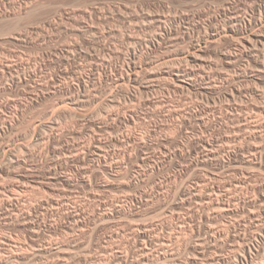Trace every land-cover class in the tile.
Masks as SVG:
<instances>
[{"label": "rangeland", "instance_id": "obj_1", "mask_svg": "<svg viewBox=\"0 0 264 264\" xmlns=\"http://www.w3.org/2000/svg\"><path fill=\"white\" fill-rule=\"evenodd\" d=\"M26 1V2H25ZM190 1V2H189ZM212 1V2H211ZM232 2L231 3V5H229L230 3H228L227 4V2ZM259 1V2H258ZM31 2V3H30ZM34 2V3H33ZM192 2H194V3H192ZM220 2V3H219ZM225 2V3H224ZM236 2L237 3H239V4H236ZM243 2V3H242ZM245 2V3H244ZM255 2L257 3V4H259V5H262L263 4V2H264V0L262 1V0H0V16L2 15V17L4 18L3 20V22H1L0 21V106L2 105V104H4V103H10L11 105H14L15 103H18V101H19V103H23V105H25V106H28V109H29V112H28V110H27V115H25L26 117L24 118V122H23V120L21 121V126H18V129L16 130V132H17V134H20V135H23V137H24V135H27V137H22V136H20L19 135V138H17V136H16V132H14L15 134H12V133H7V137H5L4 138V142L2 141V147L3 146H5V151L7 152V158L9 157V159H12V157H23V159H25L26 160V158H28V155H26V154H28V150H27V152H26V149H24V147L22 148V150L20 149L21 148V145L23 146V144H21V143H23L24 142V144H28V142H31L33 139L31 138L32 137V134H29V129H30V127H32L31 125H33V126H37V125H39V124H41V123H48V125H49V128L46 130V132H44V130H42V131H40L39 133H40V135H42V137H48L47 136V134L49 135V134H55V135H57V137H60V139H61V141H60V143H58L57 144V142H48V140H45V142H43V143H41L40 145H34L35 147H33V146H31L30 147V149L31 150H29L30 152H34L35 154H39L38 156H39V158H38V162H37V164L35 165V167H38V168H36L37 170H39V172L42 174H40L38 171H36V175L38 176V174H40L41 176V178H40V181L42 182V180H43V183L45 184H34V185H32V186H34L35 188L38 186V188L39 187H41V186H43V187H41V188H37V189H35L34 187H31V186H29V189H28V191L25 193V197H27V198H25L23 195V199H24V201H26V207H22V208H24L25 210H27L28 208H29V206H32L33 204H35V205H33V206H36V205H38V204H40V203H42L43 202V200H47V199H49L50 197H51V193L50 192H48V190L49 191H51V189L52 190H55L56 192H59V190L60 191H66V189L64 188V186L62 185V184H59V183H57V182H49L48 180V182L45 180L46 178L48 179V177L47 176H43L44 174H46L45 172H47L48 170H50L51 168L53 169V168H55V167H58V166H56V163H57V165L59 164V165H61L62 164V166H63V169L65 168V172H67V174H69V176L70 177H74V178H77L78 177V175H81V174H83L84 175V172L86 171L87 173H85V175H86V177L89 175V177H91V178H88L87 177V179H89V180H91V183L93 184V185H89V186H84V185H80V186H82V188L81 187H79V186H76V187H78L76 190H72V191H66L67 193H68V196L65 198L66 200H70V205L72 206L73 204L72 203H77V204H82V203H85V204H88L89 205V209H88V214H90V215H88L89 217L91 216V214H93L92 212L94 211V209H97V210H99V211H101L102 212V210L103 211H105V212H107V213H109L110 215H112V216H110L109 218H107V219H97V221L95 220V222H97V223H95L94 221L93 222H89L87 219L89 218V217H85V218H87V219H83V222L85 221V224L82 226V227H77L74 223L75 222H70L69 220H64V219H62V220H59V219H55V218H51V219H48L47 220V223L43 226V231H44V234H46L45 235V237L43 238V242H41V244H54V243H56V242H61V241H66V242H70V254H67V253H69V252H67L66 253V255H64L65 257H60L59 258V256L57 257L56 256V254H53V255H51V253H46V252H39L38 250H37V248H34L33 249V247L29 244V239H28V235H27V233H25L21 228H16V226L15 225H12V224H8V225H4V228L3 227H0V234L2 235L3 233H6V234H8L9 236H12L13 238H14V240L17 242V243H19V244H21L22 246H23V244H25L26 242L28 243V245H30V246H28L27 245V243L23 246V248H24V251H22V248H21V252H20V250L17 252L18 254H21V253H23V255H25V254H27L26 256H27V258L28 259H26V260H23V261H21L20 263L18 262V264H25L26 262V264H29V263H31L32 264V262H33V264H46V262H47V264H50V263H53V264H104V263H108L109 261H113V259H114V257L115 256H113L114 254L115 255H118V254H122V255H124V257L126 258L125 260H127L128 261V263H130V262H132V261H134V259H135V261H142V259H143V257L142 256H144V254L145 253H152L153 254V256H150V254H148L151 258V260H149V262H148V264H158V262H160L159 264H165V260L164 259H162L161 258V253L162 252H164L163 251V248H164V246H163V248L160 246V243L162 242V241H164V240H166V238L169 240V238L168 237H170V240L172 241V240H174L175 239V241H176V243H175V241L173 242L172 241V243H174V248H176V246H175V244H178L177 242H178V240H176V238L177 239H179L178 238V233H180V231H181V229L180 228H178L177 226H180V222H178V218L180 219V217H189V216H191L192 215V211L191 210H193V209H190L189 207V205L188 206H185V208L184 207H182V205L181 204H183L184 203V199H186L187 197H182L181 198V196L179 195V191H178V189H181L180 187H182L184 184H185V188L187 187H189V189H191L192 191H194L195 189H198V190H205V188L202 186V188L197 184V182L198 183H200V185H203L202 184V179L204 178H206V180L208 181V182H210V183H213V182H211V181H209L210 179L211 180H213L214 181V183L215 184H220L219 186H224V184H225V182H222L223 180H225V179H229V172H228V169H226L227 167L226 166H222V165H216V162L215 161H212V162H197L199 159V156L197 157V149H195L196 148V142H197V137H202V135H206V137L208 136H210L211 134H212V136H210V137H213V136H215L216 138L218 137H220L219 139L221 140V138L224 136V137H232V136H236L237 134L238 135H240L241 134V136H243L244 134H246L245 132H242L241 133V131H239V126L237 127V125H240L238 122H236L235 120H232V119H230V120H227V119H225V115H229V117L231 118V116H232V118H233V116L234 117H238L239 115H241V113L243 114V115H246V114H244V112L245 113H247V112H250V113H248L247 114V116L249 117V116H252V118L251 119H253L254 120V122L259 118L260 120L259 121H261V119H263L264 120V118H260L259 116L260 115H262L261 113H259L258 111L256 112V109L254 110V106L255 105H263V108H262V106H259L261 109H264V98L263 99H255L254 98V96L252 95V96H250V94H252V93H250L249 95H248V100H247V98L246 99H244L242 102H244V103H246V104H248V105H244L243 103H240V101L238 100V103H234V102H232V104H234V106L236 107V108H238L239 109V107H242L243 108V111L242 112H237V110H235L236 112H234V111H230V114H229V112H228V109H227V106H226V108L225 109H223V107L226 105V103H228V101H226L227 100V98H228V94L230 93V92H228V93H225L224 91V94H222L221 96H220V98L219 97H217V98H212L213 96L212 95H210V94H208L209 96H206L205 94H203L202 96L200 95V96H196L195 94H193V93H191V92H185V94H184V92H178V91H176L175 90V92L171 89V88H169V86L167 87V83L165 82V83H163L164 82V80H160V78L158 77V76H156V75H159V71L158 70H160L159 68H161L162 70L161 71H163V70H166L165 68L167 67L166 65H165V63L166 62H168V63H170V62H177V63H175V64H177V65H179L180 63L182 64V65H185V63L184 62H182V61H179L180 59H175V58H181L182 56H185V54H186V52L189 50V43H190V41H189V39L187 38V36H185V38H184V40L182 39V35L185 33V31L186 32H188V31H191V30H189V29H191L190 27H188L187 28V24H186V22H188V21H190L188 18L190 17V19L191 20H195V24H197L198 23V26H202L203 24V26H202V28L201 27H199L200 29H199V31L201 30V32H204L205 34H203L202 35V33L201 32H199V33H197L196 32V36H197V38L199 37V38H204V40L202 39L201 41H204L205 42V40H208L209 41V43H208V45L207 46H209V45H211L212 47V49L209 51V49L207 50V52H209V53H212L211 55L209 54V53H207L206 52V54H203L204 56H207L206 58H205V61L204 62H206V64H208V65H210V63H211V65L209 66V67H206L205 69L206 70H208V71H210V72H208V71H206L204 68H201V67H197L196 68V70L197 69H204L206 72V74H208V75H210L211 76V74H213V75H215L216 73V75H218V77H220L221 79H222V77H223V79H222V81L224 82L225 81V78H226V81L224 82V85H223V82L221 83L220 82V80L218 79V77H216V76H214L213 77V75H212V77H211V81L209 80V81H206V84H209L210 82L211 83H216L217 82V80L220 82H218V83H216V85L218 84V86L219 87H225L226 85H228L229 84V82H232L233 81V79H231V78H233L232 76H234V72H229L228 70V67L226 68V67H224L225 66V64H224V62H222V60L220 59V57L219 58H217L216 56H218V53H225V52H223L225 49L227 50H225L226 52H228V51H233L234 49V51L233 52H235V53H237V54H239L240 53V51H239V49H240V47H237V45H238V41L236 40V37H235V39H232L231 37V39L228 37V39H227V37L225 38V36H215V30L217 29V28H223V26L225 27V24L222 26V24L225 22L224 21V15H223V9H221V8H223V6L225 7L224 8V10L225 9H232L233 7H234V10L236 11L237 9H238V12H239V9H240V12H243V11H245V12H243V13H240V15L242 14V16H245V18L247 17V16H249V18L248 19H250L251 18V16L249 15V14H252V12H251V7L253 6L252 4H254L255 5ZM22 5H21V4ZM32 3H33V5H32ZM36 3V4H35ZM42 3V4H41ZM211 3V5H209ZM137 4V5H136ZM29 6L28 8H27V6ZM37 5V6H36ZM127 5V6H126ZM133 5H135V6H133ZM213 5V6H212ZM228 6L227 8H226V6ZM251 5V6H250ZM21 6V7H20ZM24 6V7H23ZM33 6V7H32ZM140 6V7H139ZM165 6V7H164ZM32 7V8H31ZM35 7V8H34ZM134 7V8H133ZM212 7V8H211ZM247 7H249L248 8V13L246 12L247 11ZM130 8H132V11H131V9ZM208 8H210V9H208ZM216 8V9H215ZM237 8V9H236ZM246 8V10H243V9H245ZM24 9H28L29 10V12H28V14H23V19H16V18H14L15 17V15L14 14H18L21 10H24ZM32 9H33V11H32ZM37 9V10H36ZM138 10V11H136V10ZM152 11H151V10ZM196 9V10H195ZM206 9V10H205ZM212 9V10H211ZM242 9V10H241ZM26 10H24L23 12H26ZM122 10V12H119V11H121ZM142 10H143V14H142ZM193 10V11H192ZM204 10V11H203ZM35 11V12H34ZM37 11V12H36ZM84 11V12H83ZM91 11H92V13H91ZM126 11V12H125ZM141 11V12H140ZM157 11V12H156ZM186 11V12H185ZM187 11H189L188 13H187ZM191 11V12H190ZM206 11V12H205ZM210 11H212V12H210ZM17 12V13H16ZM88 12V13H87ZM95 12V13H94ZM137 12H139V13H137ZM183 12H184V14H183ZM201 12V13H200ZM216 12V13H215ZM220 12V13H219ZM222 12V13H221ZM250 12V13H249ZM7 13V14H6ZM94 13V14H93ZM132 13V14H131ZM137 13V14H136ZM142 15H141V14ZM149 13V14H148ZM161 13H163L164 14V16H163V14H161ZM180 13V14H179ZM186 13V14H185ZM195 13H198V14H195ZM205 13H206V16H205ZM219 13V14H218ZM246 13H247V15H246ZM11 15V17H10V15ZM127 14H129V15H127ZM139 14V15H138ZM177 14V15H176ZM208 14V15H207ZM220 14H222V15H220ZM6 15H7V18H6ZM13 15V16H12ZM63 15V16H62ZM89 15V16H88ZM123 15V16H122ZM127 15V16H126ZM148 15V16H147ZM155 15V16H154ZM177 17H176V16ZM189 15V16H188ZM194 15V16H193ZM219 15V16H218ZM26 16V17H25ZM31 16V17H30ZM64 16H66V17H64ZM88 16V17H87ZM121 16H122V18H121ZM126 16V17H125ZM149 16H152V17H149ZM172 18H171V17ZM180 16H181V19H180ZM185 16V17H184ZM186 16H188V17H186ZM215 17V16H217V17H215V18H213V17ZM222 16V17H221ZM25 17V18H24ZM30 17V18H29ZM73 17H76V18H73ZM90 17V18H89ZM120 17V18H119ZM129 17V18H128ZM155 17V18H154ZM167 17V18H166ZM193 17V18H192ZM195 17V18H194ZM202 17H203V19H202ZM207 17H209V18H207ZM213 19H212V18ZM220 17V18H219ZM260 17V16H259ZM31 18H32V20H31ZM71 18H73V19H71ZM162 18V19H161ZM163 18H165V19H163ZM175 20H174V19ZM187 18V19H186ZM221 18H223V19H221ZM246 18V19H247ZM8 19H9V21H8ZM13 19H15V20H13ZM51 19H52V21H51ZM56 19V20H55ZM103 19V20H102ZM123 19V20H122ZM131 19V20H130ZM144 19V20H143ZM155 19V20H154ZM159 19H160V21H159ZM166 19H167V21H166ZM176 19H178L177 21H176ZM183 19H185V20H183ZM218 19H219V21H218ZM9 22H7V21ZM27 20V21H26ZM64 20V21H63ZM84 20V21H83ZM105 20V21H104ZM139 20V21H138ZM143 20V21H142ZM161 20H165V22H166V24H167V27L169 28V27H171L170 29L172 30V28H173V30H172V35H171V37L169 38V39H172V37H173V39H172V41H169V39H166L164 42H162L163 43V45H161L162 43L159 41V37H160V34H161V31L159 30V27H157V24H158V26H160L162 23H161ZM174 21V22H172V21ZM180 20V22H178ZM183 20V21H182ZM198 20V21H197ZM205 20V21H204ZM12 21V22H11ZM14 21V22H13ZM54 21V22H53ZM69 21V22H68ZM71 21V22H70ZM83 21V22H82ZM110 21V22H109ZM118 21V22H117ZM126 21V22H125ZM147 21V22H146ZM170 21H171V23H170ZM175 21H176V23H175ZM212 21V22H211ZM213 21H214V25H212L213 24ZM221 21L223 22L222 24H221ZM64 22V23H63ZM66 22H68V23H66ZM75 22V23H74ZM88 22V23H87ZM121 22V23H120ZM128 22V23H127ZM130 22V23H129ZM134 22V23H133ZM138 24H137V23ZM143 22V23H142ZM149 22H151V23H149ZM183 22V23H182ZM197 22V23H196ZM201 22V23H200ZM212 24H211V23ZM220 22V23H219ZM5 23V24H4ZM11 23V24H10ZM17 23V24H16ZM30 23V24H29ZM51 23H53V24H51ZM54 23H55V25H54ZM61 23V24H60ZM125 23V24H124ZM137 25H136V24ZM140 23V24H139ZM142 23V24H141ZM157 23V24H156ZM174 23V24H173ZM178 23L180 24V25H178ZM200 23V24H199ZM203 23V24H202ZM207 23V24H206ZM220 24V26L218 25V24ZM14 24V25H13ZM63 24V25H62ZM65 24V25H64ZM86 24V25H85ZM123 24V25H122ZM130 24L133 26H131V27H129L130 26ZM145 24V25H144ZM152 26H151V25ZM11 25H13V26H11ZM77 25V26H76ZM128 25V26H127ZM143 25V26H142ZM154 25V26H153ZM185 27H184V26ZM215 25H218V26H216L217 28H215ZM5 26V27H4ZM28 26V27H27ZM42 26V27H41ZM44 26H45V28H44ZM55 26V27H54ZM94 26V27H93ZM126 28H125V27ZM135 26V27H134ZM180 26H181V28H183V29H181L180 28ZM208 26V28L207 29H205L206 27ZM4 27V28H3ZM13 29H12V28ZM40 27V28H39ZM48 27V28H47ZM73 27H74V29H73ZM122 27H124V28H122ZM149 27V28H148ZM152 27V28H151ZM155 27V28H154ZM178 27V28H177ZM213 27V29H211ZM34 28H36V29H34ZM44 28V29H43ZM136 28V29H135ZM145 28V29H144ZM154 28V29H153ZM186 28V29H185ZM6 29V30H5ZM88 29V30H87ZM125 29V30H124ZM158 29V30H157ZM211 31H210V30ZM215 29V30H214ZM25 30V31H24ZM30 30V31H29ZM118 30V31H117ZM124 30V31H123ZM132 32H131V31ZM140 30H141V32H140ZM145 30H147V32L145 31ZM175 30H176V34L178 35V36H176V34H175ZM177 30H178V32H177ZM182 30V31H181ZM207 30H209V31H207ZM255 31H259L260 29H259V27L257 28L256 27V29H254ZM38 33H37V32ZM100 31H102V32H100ZM121 33H120V32ZM138 31V32H137ZM144 31V32H143ZM150 31V32H149ZM154 33H157L158 35H156V34H154ZM180 31V32H179ZM15 32H17V33H15ZM26 32V33H25ZM35 32V33H34ZM99 32V33H98ZM135 32V33H134ZM210 32V33H209ZM2 33H5V34H2ZM23 35H22V34ZM93 33V34H92ZM95 33V34H94ZM132 33H133V35H132ZM137 33V34H136ZM149 33H151V34H149ZM215 33V34H214ZM27 34V35H26ZM39 34V35H38ZM46 34V35H45ZM69 34V35H68ZM104 34V35H103ZM128 34V35H127ZM130 34V35H129ZM134 34H135V37H134ZM146 34V35H145ZM148 34H149V37H148ZM174 34V35H173ZM180 34V35H179ZM201 36H200V35ZM206 34L208 35V36H210V37H208V36H206ZM210 34V35H209ZM5 35H6V37H5ZM11 37H10V36ZM136 35H137V37H136ZM151 35H152V37H151ZM212 35V36H211ZM9 36V37H8ZM114 36H115V38H114ZM125 36V37H124ZM131 36V37H130ZM181 37V39H180V37ZM206 36V37H205ZM15 39H14V38ZM119 37V38H118ZM124 37V38H123ZM142 37V38H141ZM148 39H147V38ZM157 37H158V39H157ZM175 37H178V41L176 40V38ZM184 37V36H183ZM17 38V39H16ZM23 38H24V40H23ZM26 38V39H25ZM122 40H121V39ZM127 40H126V39ZM136 38V39H135ZM139 38V39H138ZM207 38V39H206ZM212 38H214V39H219L220 38V42H217L218 41V39L217 40H214V39H212ZM22 39V40H21ZM30 39V40H29ZM129 39V40H128ZM133 39V40H132ZM144 41H143V40ZM151 39V40H150ZM153 39V40H152ZM156 39L159 41H156ZM225 39H226V41H225ZM9 40V41H8ZM33 40V41H32ZM46 40V41H45ZM148 42H147V41ZM211 40V41H210ZM213 40H214V42H215V44H213L212 45V43H214L213 42ZM234 40H236V41H234ZM18 41V42H17ZM126 41H127V43H126ZM133 41V42H132ZM173 41H174V43L176 42L177 44H178V42H179V44L177 45L176 43L175 44H173L172 45V43H173ZM184 41V42H183ZM232 41H234L233 42V44H232ZM7 42V43H6ZM27 42V43H26ZM123 42V43H122ZM138 43L137 45H134V43ZM144 42V43H143ZM160 43V44H158V43ZM182 42V43H181ZM187 42V43H186ZM189 42V43H188ZM217 42V43H216ZM223 44H222V43ZM230 42V43H229ZM122 43V44H121ZM129 43V44H128ZM135 43V44H136ZM140 43H141V45L142 46H140ZM154 43V44H153ZM167 45H166V44ZM181 43V44H180ZM186 43V44H185ZM211 43V44H210ZM235 43V44H234ZM104 44H106L105 46H104ZM126 44V45H125ZM148 45V47H147V45ZM170 46H169V45ZM216 44H218V46H220V47H222L221 49L218 47V46H216V47H213L214 45H216ZM231 44H232V46H231ZM237 44V45H236ZM71 45V46H70ZM139 45V46H138ZM150 45V46H149ZM181 45V47H179ZM187 45H189L188 47H187ZM205 44L203 43V46H204ZM222 45V46H221ZM228 45V46H227ZM108 46V47H107ZM116 46V47H115ZM136 46V47H135ZM160 46V47H159ZM163 48H162V47ZM101 47V48H100ZM103 47V48H102ZM112 47V48H111ZM124 47V49H122ZM126 47H128V49H126ZM131 47V48H130ZM133 47V48H132ZM143 47V48H142ZM184 47V48H183ZM186 47V48H185ZM206 47V46H205ZM224 47H225V49H224ZM236 47V48H235ZM108 48V49H107ZM119 48V49H118ZM141 48V49H140ZM147 48L149 49V50H147ZM160 48V49H159ZM179 48V49H178ZM209 48H210V46H209ZM214 48H215V50H214ZM112 49V50H111ZM122 49V50H121ZM138 49V50H137ZM170 49V50H169ZM177 49V50H176ZM182 49V50H181ZM187 50V51H184V50ZM260 49H261V47H260ZM264 48H262L260 51L262 52V50H263ZM73 50V51H72ZM77 50V51H76ZM114 50L116 51V52H114ZM121 50V51H120ZM146 50V51H145ZM162 50V51H161ZM213 50H214V53H213ZM216 50L218 51V52H216ZM221 50V51H220ZM60 51V52H59ZM78 51H79V53H78ZM100 51V52H99ZM110 51V52H109ZM121 53H120V52ZM144 51V52H143ZM150 53H149V52ZM173 51H175V52H177V53H175L174 52V54L172 53ZM181 51V52H180ZM259 51V49L258 50H254V53H252L253 55H258L259 53H261ZM58 52V53H57ZM64 52V53H63ZM73 52H74V54H73ZM118 52V53H117ZM123 52V53H122ZM125 52H127L126 54H125V56H123L124 55V53ZM129 52V53H128ZM137 53V55H138V57H140L139 59H138V57L136 58H133V54L134 53ZM161 52V53H160ZM165 52V53H164ZM168 52V53H167ZM183 52V53H182ZM215 52L217 53V55L215 54ZM259 52V53H258ZM264 52V51H263ZM60 53V54H59ZM78 53V54H77ZM107 55H106V54ZM114 53V54H113ZM133 53V54H132ZM164 53V54H163ZM180 53V54H179ZM73 54V55H72ZM81 54V55H80ZM110 54V55H109ZM112 54V55H111ZM132 56V59H130V55ZM142 54V55H141ZM184 54V55H183ZM213 54H214V56H213ZM262 54V53H261ZM76 55V56H75ZM94 55V56H93ZM106 56V57H104L105 58V60H107V61H105L104 59H103V56ZM115 55V56H114ZM118 55V56H117ZM128 55V56H127ZM209 55V56H208ZM216 55V56H215ZM255 55V56H256ZM73 56V57H72ZM99 56H101V57H99ZM154 56V57H153ZM212 56V57H211ZM253 56V58H257V59H261L260 61L261 62H264L263 61V59H264V54H262V55H258V56H260V57H258V56ZM263 56V57H262ZM66 57V58H65ZM71 57V58H70ZM126 59H125V58ZM152 59H151V58ZM211 57V58H210ZM70 58V59H69ZM99 58H101V59H99ZM119 58V59H118ZM154 58V59H153ZM172 58V59H171ZM213 58V59H212ZM263 58V59H262ZM67 59V60H66ZM103 59V60H102ZM109 59V60H108ZM111 59V60H110ZM117 59V60H116ZM121 59V60H120ZM136 59V60H135ZM150 59V60H149ZM174 59V60H173ZM210 61H209V60ZM37 60V61H36ZM63 60V61H62ZM129 60V61H128ZM172 60V61H171ZM176 60V61H175ZM212 60V61H211ZM245 60V59H244ZM242 61V63L240 64L241 66H242V69L244 68L245 70H246V68H248L247 70L249 71L250 70V68L252 69V65H251V67L249 66L250 64H248L249 62L252 64L254 61H253V59H251V61L249 60V59H247L246 61ZM61 61V62H60ZM100 61V62H99ZM109 61V62H108ZM112 61V62H111ZM118 61V62H117ZM125 61V62H124ZM128 61V62H127ZM133 61V62H132ZM142 63H141V62ZM166 61V62H165ZM218 61V62H217ZM18 62H21V64L20 63H18ZM24 62V63H23ZM30 62V63H29ZM63 62V63H62ZM94 62V63H93ZM104 64H103V63ZM111 62V63H110ZM131 62V63H130ZM135 62H137V63H135ZM163 62H165V63H163ZM173 62V63H174ZM222 62V63H221ZM243 62H245V63H243ZM11 63V64H10ZM97 63V64H96ZM105 63H108V64H105ZM120 63V64H119ZM128 63V64H127ZM141 63V64H140ZM162 63V64H161ZM184 63V64H183ZM214 63V64H213ZM217 65H216V64ZM6 64V65H5ZM8 64V65H7ZM19 64V65H18ZM27 64H28V66H27ZM33 64V65H32ZM91 64H92V66H91ZM113 64V65H112ZM131 64V65H130ZM136 64H137V66H136ZM148 64V65H147ZM180 64V65H181ZM260 64V63H259ZM3 65H5V66H9V65H11V66H13V68L16 66L17 67V69H12V70H15V71H11V73L10 72H5V74H2L3 72H2V70L4 71L5 69L2 67ZM96 65V66H95ZM101 65V66H100ZM104 65H106V66H104ZM121 65V66H120ZM122 65H125V66H122ZM140 65L142 66V67H140ZM158 65H160L161 67H157ZM253 65L255 66V63H253ZM32 66V67H31ZM36 66H38V67H36ZM91 66V67H90ZM108 66V67H107ZM110 66V67H109ZM131 68V70H133V69H138L140 72H139V74H137V75H140V73H141V75L139 76L140 78V80H141V82H147V83H144V85H149V87L151 88L150 89V91L148 92V93H144L143 92V94H142V90L140 91L139 90V88L137 87V89H136V87L135 86H133V85H131V84H129V83H127V82H124L123 81V79L124 78H121L122 76L121 75H125V76H123V77H126L128 74H127V72L130 74V68ZM139 66V67H138ZM219 66V67H218ZM244 66V67H243ZM247 66V67H246ZM19 67V68H18ZM23 67V68H22ZM25 67V68H24ZM28 67V68H27ZM99 67H100V69H99ZM105 68V67H107L108 68V71H109V73H110V71L111 72H113V73H111L110 75H111V77H112V80H107L106 81V78L105 77H103L104 75H102V73H103V69L102 68ZM127 69H126V68ZM132 67H134L133 69H132ZM222 67V68H221ZM223 67L225 68V70H226V74H225V71H224V69H223ZM246 67V68H245ZM250 67V68H249ZM32 70H30V69ZM36 68V69H35ZM94 68V69H93ZM120 68V69H119ZM122 68V69H121ZM142 68V69H141ZM148 69L149 71H152V73H153V75H151V77L149 76V73H148V75H146L147 74V70L143 73V72H141V70L142 71H144L145 69ZM154 68H156L157 69V71L158 72H156L155 74H154V71L156 70V69H154ZM209 68H210V70H209ZM214 70H212V69ZM27 69V70H26ZM100 71H99V70ZM120 70L119 72H117L116 73V71L115 70ZM129 69V70H128ZM136 69V70H137ZM141 69V70H140ZM219 69V70H218ZM220 69H221V71H220ZM16 70H19V72H17ZM24 72H23V71ZM35 70H36V72H35ZM61 70V71H60ZM86 70V71H85ZM113 70V71H112ZM123 72H122V71ZM126 70H127V72H126ZM137 70V71H138ZM201 70H199V72L201 71ZM204 70H202V72L204 71ZM160 71V72H161ZM211 71H213V72H211ZM224 71V72H223ZM40 72V73H39ZM70 72V73H69ZM81 72H83V74L81 73ZM85 72V73H84ZM99 72V73H98ZM20 73V74H19ZM24 73V74H23ZM30 73V74H29ZM133 73V72H132ZM138 73V72H137ZM215 73V74H214ZM219 73H221V75L219 74ZM35 74V75H34ZM81 74V75H80ZM143 74L148 78H146L145 76H143ZM228 74L230 75L231 74V76H228ZM19 76V78H18V76ZM58 75V76H57ZM220 75V76H219ZM226 76V77H224V76ZM6 76V77H5ZM17 76V77H16ZM43 76V77H42ZM57 76V77H56ZM65 76H68V77H65ZM91 77L92 79H91V81H90V78H88V77ZM142 76V77H141ZM156 76V77H155ZM4 77V78H3ZM40 77V78H39ZM45 77V78H44ZM80 77V78H79ZM83 77V78H82ZM103 77V78H102ZM145 77V78H144ZM230 79H229V78ZM16 78V79H15ZM26 78V79H25ZM36 78V79H35ZM66 78V79H65ZM70 78V79H69ZM73 78V79H72ZM96 78V79H95ZM100 78V79H99ZM101 78H102V80H101ZM144 78V79H143ZM158 78H159V80H158ZM214 78H215V80H216V78H217V80L214 82L213 80H214ZM234 78H236V74H235V76H234ZM2 79V80H1ZM8 79H9V81H8ZM34 79V80H33ZM77 79V80H76ZM105 79V80H104ZM155 80V81H153V80ZM156 79H157V81H156ZM6 80V81H5ZM68 80V81H67ZM72 80V82H73V84H72V82H69V81H71ZM85 80H87V81H85ZM99 80V81H98ZM114 80H117V81H114ZM230 80V81H229ZM4 81V82H3ZM23 81V82H22ZM34 81H36V83L34 82ZM58 81V82H57ZM98 81V82H97ZM109 81V82H108ZM114 81V82H113ZM151 81H153V82H151ZM161 83H160V82ZM229 81V82H228ZM86 82V83H85ZM94 82H96L95 84H94ZM102 82V83H101ZM209 82V83H208ZM226 82H228V83H226ZM237 82V81H236ZM13 83V84H12ZM19 83H21V84H19ZM25 83V84H24ZM67 83V84H66ZM77 83V84H76ZM104 83V84H103ZM112 83H114V84H112ZM118 83V84H117ZM124 84V87H123V84ZM126 83V84H125ZM157 83H159V84H157ZM203 83H205V82H203ZM226 83V84H225ZM239 83V84H238ZM238 83H235L236 84V87H237V85H239L238 86V88L241 86L240 85V83L242 84V85H244V87H249V86H251V87H249V88H251V89H257V88H255L256 87V85L254 84V83H251V82H249V83H247V84H249V86H247V84H244V83H246V81H240V82H238ZM11 84V85H10ZM35 84V85H34ZM70 84V85H69ZM75 84V85H74ZM84 84V85H83ZM120 84V85H119ZM122 84V85H121ZM129 84V85H128ZM162 84V85H161ZM166 84V85H165ZM222 84V86H220V85ZM253 84H254V86L255 87H253ZM19 85V86H18ZM21 85V86H20ZM36 85H37V87H36ZM49 87H48V86ZM86 85V86H85ZM88 85V86H87ZM94 85V86H93ZM118 85V86H117ZM126 85H128V86H126ZM151 85V86H150ZM246 85V86H245ZM31 86V87H30ZM63 86H73L75 89H76V91H75V93H74V95L75 94H78V90H79V92L80 93H84V94H86V95H84V96H88L87 94L88 93H85V92H89V90L91 91V93L89 94V96L90 97H92V100H91V102H89V103H85L84 105L83 104H81V105H78L77 107L75 106V105H70V107L72 108H74L73 110H74V115L71 113V115H70V113H65V114H68V115H65V114H62V113H60L59 111H61L59 108H58V106L60 107L62 104H60V103H58L59 101L58 100H56V99H61L62 98V94H63V96H64V94H66V93H59L58 91H56V89H58L59 90V87H63ZM90 86V87H89ZM101 86V88H99ZM108 86V87H107ZM111 86V87H110ZM130 86V87H129ZM160 86H161V88H160ZM80 87V88H79ZM82 87V88H81ZM87 87V88H86ZM97 87V88H96ZM117 87H120V88H117ZM125 89L126 87H128L129 89V91H126V90H124L123 88ZM227 87V86H226ZM243 86H241L240 88H244ZM13 88V89H12ZM48 88V89H47ZM77 88H79V89H77ZM103 88V89H102ZM110 88V89H109ZM122 88V90H123V92L122 91H118L119 89H121ZM46 89V90H45ZM55 89V90H54ZM82 89V90H81ZM84 89H85V91H84ZM93 91H92V90ZM106 89V90H105ZM155 89V90H154ZM170 89V90H169ZM258 89L260 90V93H263L264 91V88H261V87H258ZM26 90V91H25ZM54 90V91H53ZM31 91V92H30ZM33 91H34V93L35 94H33ZM42 91H44V93H45V91H46V93L49 91H51L50 93H43ZM97 91V92H96ZM104 93H103V92ZM135 91V92H134ZM154 91V92H153ZM156 91V92H155ZM263 91V92H262ZM28 92V93H27ZM29 92H30V94H29ZM56 93V92H58V93H56V94H53V93ZM93 92V93H92ZM121 92V93H120ZM153 92V93H152ZM169 92H171V94H169ZM222 92V93H223ZM25 93V94H24ZM27 93V94H26ZM38 95H40L41 97L44 95H52V97L51 98H48V96H46V98L48 99H46V101L45 102H43V103H39V104H36L35 102H34V100L37 98V94ZM98 93V94H97ZM109 93V94H108ZM124 93V94H123ZM129 93V94H128ZM131 93V94H130ZM132 93L134 94V95H132ZM140 93H141V95H142V97H143V99H141V95H140ZM173 93V94H172ZM178 93V94H177ZM189 93V94H188ZM43 94V95H42ZM59 94V95H58ZM101 94V95H100ZM106 94V95H105ZM139 94V95H138ZM175 94H177V95H175ZM180 94V95H179ZM190 94H193V95H190ZM54 95H55V97H54ZM58 95V96H57ZM93 95V96H92ZM96 97H95V96ZM99 95V96H98ZM104 95V96H103ZM114 95H115V97L117 98H115L114 97ZM120 95V96H119ZM132 95V96H131ZM146 95V96H145ZM147 95H149V96H147ZM184 95V96H183ZM224 95H226V96H224ZM28 96V97H27ZM61 96V97H60ZM65 96H72L71 94H68L67 93V95H65ZM101 96V97H100ZM103 96V97H102ZM106 96V97H105ZM120 98H119V97ZM138 96V97H137ZM186 96V97H185ZM210 96H211V98H210ZM54 97V98H53ZM60 97V98H59ZM108 97V98H107ZM140 97V98H139ZM192 97V98H191ZM195 97V98H194ZM196 97H198L199 98V100H198V98H197V100H196ZM207 97V98H206ZM209 97V98H208ZM254 98V100H256V101H254L252 98ZM32 98H35V99H32ZM55 99V100H53V99ZM98 98V99H97ZM103 98V99H102ZM107 98V99H106ZM135 98V99H134ZM148 98V99H147ZM185 98H186V100H185ZM201 98H202V100H201ZM9 99V100H8ZM51 99V100H50ZM100 99V100H99ZM111 99V100H110ZM140 99V100H139ZM146 99L148 100V101H146ZM188 99V100H187ZM192 100V102L195 100V102H191L190 103V101ZM194 99V100H193ZM209 100L210 101V103H209V101H206V100ZM218 99V100H217ZM252 99V100H251ZM107 100V101H106ZM114 102H113V101ZM124 100V101H123ZM143 100V101H142ZM145 100V101H144ZM170 100V101H169ZM213 100V101H212ZM215 100V101H214ZM221 100V101H220ZM248 102H247V101ZM48 101V102H47ZM51 101V102H50ZM56 101H57V103H56ZM101 101H103V102H101ZM104 101H105V103H104ZM143 102V103H138V102ZM154 101V102H153ZM156 101V102H155ZM174 101V102H173ZM200 101V102H199ZM202 101V102H201ZM205 101V102H204ZM246 101V102H245ZM261 101V102H260ZM95 102V103H94ZM119 102V103H118ZM163 102V103H162ZM179 102V103H178ZM184 104H186V105H184ZM217 102V103H219V104H215V103ZM237 102V101H236ZM258 102V103H257ZM262 102H263V104H262ZM47 103H49V104H47ZM103 105H102V104ZM111 103V104H110ZM127 103V104H126ZM135 104L136 103V105H132V104ZM177 103V104H176ZM213 105H212V104ZM240 103V104H239ZM251 103V104H250ZM256 103V104H255ZM28 104V105H27ZM43 104V105H42ZM55 104V105H54ZM122 104H123V108H122ZM140 104V105H139ZM141 104H143V105H141ZM164 104V105H163ZM168 104V105H167ZM170 104V105H169ZM195 106H194V105ZM196 104H197V106H196ZM199 104V105H198ZM206 104H207V106H206ZM211 104V105H210ZM41 105V106H40ZM47 105H50V106H47ZM94 105V106H93ZM103 107H102V106ZM105 105V106H104ZM117 105V106H116ZM126 105V106H125ZM129 105V106H128ZM138 105L139 106H141V107H138ZM150 105V106H149ZM171 105H172V107H171ZM179 105H180V107H179ZM183 105V106H182ZM211 107H210V106ZM220 105H222V106H220ZM228 105V104H227ZM237 105V106H236ZM241 105V106H240ZM243 105V106H242ZM251 105V107L253 108V110H252V108L251 107H249ZM91 106V107H90ZM101 106V107H100ZM133 106H136V107H134L133 108ZM146 106H148V107H146ZM156 106V107H155ZM168 106V107H167ZM175 106V107H174ZM188 106V107H187ZM193 106V107H192ZM39 107H41V108H39ZM79 107V108H78ZM107 107V108H106ZM130 107V108H129ZM158 107H159V109H158ZM184 107H186V108H184ZM192 108V109H195L196 108V110H197V108H198V110H201L202 109V112L204 111V113L206 112H208L207 114H209V115H207L208 117H209V120H210V122H211V124H209V128H208V130H206V129H203V127H202V129L201 128H198V127H195V125H193V123H192V126H191V124L190 123H188L187 121L185 122V119L184 118H182V117H176V118H173V117H171V114L169 113L171 110L173 111V109L174 110H176V109H178V110H181V108H182V111H188V109L189 108ZM201 107V108H200ZM215 107V108H214ZM219 107H221V108H219ZM249 107V108H248ZM257 107V106H256ZM258 107V108H259ZM39 108V109H38ZM142 108V109H141ZM150 108V109H149ZM153 108V109H152ZM171 108V109H170ZM212 108V109H211ZM235 108V109H236ZM251 108V109H250ZM35 109V110H34ZM59 109V110H58ZM86 109V110H85ZM89 109V110H88ZM126 109V110H125ZM137 109V110H136ZM144 109V110H143ZM165 109V110H164ZM214 109V110H213ZM218 109V110H217ZM227 109V111H224V110H226ZM99 110V111H98ZM101 110H103V111H101ZM106 110V111H105ZM143 110V111H142ZM153 110V111H152ZM155 110V111H154ZM222 110V111H221ZM250 110V111H249ZM39 111V112H38ZM85 111V112H84ZM92 111V112H91ZM95 111H96V113H95ZM125 111H127V112H125ZM135 111V113H137V115H135V114H133L132 112H134ZM162 111V112H161ZM167 111V112H166ZM171 111V112H172ZM214 111V114L212 113ZM31 112V113H30ZM44 112H46V113H44ZM49 112V113H48ZM105 112V113H104ZM109 112V113H108ZM112 112V114H110ZM145 112V113H144ZM150 112H152V113H150ZM222 112V113H221ZM224 112V113H223ZM225 112L227 113V114H225ZM231 112H233V113H236V114H233V115H231L232 113ZM259 113V116H257L256 115V113ZM0 113H2L1 112V110H0ZM6 113V115H8V112H5ZM92 113V114H91ZM101 113V114H100ZM110 114V115H108V114ZM117 113H120L122 116L124 115V117L126 118V119H128V120H131V121H133V126L132 125H128V123H126L125 121H124V119L123 118H121L122 120H120V118H118V119H116L117 117L115 116V115H117ZM124 113V114H123ZM144 113V114H143ZM161 113V114H160ZM255 113V114H254ZM31 114V115H30ZM89 114V115H88ZM126 114V115H125ZM223 114V115H222ZM225 114V115H224ZM253 114V115H252ZM32 115H34V116H32ZM37 115H40L39 117L37 116ZM45 115V116H44ZM82 115V116H81ZM86 115H88L87 117H86ZM97 115V116H96ZM100 115H102V116H100ZM104 115L107 117H105L106 119H104ZM130 115H132V116H130ZM167 115V116H166ZM236 115V116H235ZM238 115V116H237ZM255 115V116H254ZM61 116V117H60ZM66 116H67V119H69V120H67L66 119ZM76 116V117H75ZM79 116H81V117H79ZM213 116H215V117H213ZM45 117V118H44ZM62 117H63V119H62ZM79 117V118H78ZM85 117V118H84ZM100 117V118H99ZM134 119H133V118ZM143 117V118H142ZM262 117H263V115H262ZM35 120V121H33V119ZM38 118V119H37ZM59 118H60V120H59ZM75 119V121L73 120V119ZM77 118L79 119V120H77ZM148 118V119H147ZM156 118V119H155ZM160 118V119H159ZM161 118H162V120H161ZM165 118H167V119H165ZM217 118V119H216ZM250 118V117H249ZM27 119V120H26ZM57 119V120H56ZM64 119H66V120H64ZM72 119V120H71ZM80 119H81V121H80ZM98 119V120H97ZM143 119V120H142ZM154 119V120H153ZM179 121H178V120ZM180 119H182V120H180ZM233 119H236V118H233ZM49 120V121H48ZM104 120V121H103ZM115 120V121H114ZM156 120V121H155ZM168 121V123H167V121ZM232 120V121H231ZM28 121L30 122V123H28ZM38 121V122H37ZM58 122V124H56L57 122ZM113 121V122H112ZM135 121H136V123L137 124H135ZM141 121V122H140ZM154 121V122H153ZM162 121L164 122V123H162ZM171 121V122H170ZM183 121V122H182ZM228 121V122H227ZM258 121V120H257ZM23 122V123H22ZM32 122V123H31ZM40 122V123H39ZM50 122V123H49ZM71 122V123H70ZM95 122V123H94ZM140 122V123H139ZM173 122H175V123H173ZM191 122H193V121H191ZM222 122H224V123H222ZM34 123V124H33ZM65 123H67V124H65ZM68 123H70V124H68ZM87 123V124H86ZM109 123H111V124H109ZM114 123H115V125H114ZM151 123V124H150ZM153 123V124H152ZM156 123V124H155ZM167 123V124H166ZM188 123V124H187ZM230 123V124H229ZM232 123V124H231ZM62 124V125H61ZM82 124H84V126H83V129H82V126L81 125ZM86 124V125H85ZM117 124V125H116ZM146 124H147V126H146ZM214 124V125H213ZM0 125H1V123H0ZM26 125H27V127H26ZM71 127H69V126ZM76 125V126H75ZM93 125V126H92ZM135 125H136V127H135ZM140 125V126H139ZM153 125V126H152ZM156 125H158V126H156ZM163 125V126H162ZM172 125V126H171ZM177 125V126H176ZM219 125V126H218ZM230 125V126H229ZM30 126V127H29ZM60 126H62V127H60ZM64 126H65V128H64ZM100 126V127H99ZM104 126H106V127H104ZM108 126V127H107ZM127 126V127H126ZM131 126L133 127V128H131ZM141 126H143L142 127V129L141 128H139V127H141ZM150 126V127H149ZM160 126V127H159ZM236 126V127H235ZM22 127V128H21ZM24 127V128H23ZM86 127V128H85ZM93 129H92V128ZM112 127V128H111ZM116 127V128H115ZM125 127V128H124ZM135 127V128H134ZM148 127V128H147ZM156 127V128H155ZM179 127V128H178ZM182 127V128H181ZM190 127V128H189ZM192 127H195V129L197 128V130H193L192 131ZM217 127H218V129H217ZM231 127V128H230ZM67 128V129H66ZM74 128V129H73ZM79 128V129H78ZM101 128V129H100ZM131 128V129H130ZM146 128V129H145ZM165 128V129H164ZM169 128V129H168ZM170 128H171V130H170ZM237 128V129H236ZM50 129V130H49ZM51 129H52V132H51ZM78 129V130H77ZM130 129V130H129ZM144 129V130H143ZM152 129V130H151ZM155 131H154V130ZM172 129H174L175 130V132H174V130H173V132H172ZM179 129V130H178ZM221 131H220V130ZM230 129H231V131H230ZM21 130L22 132H23V130H24V132H23V134H22V132L19 131ZM28 132H27V131ZM57 130H59V131H57ZM94 130V131H93ZM108 130H110V131H112L110 134H111V136H110V134L108 133V132H110V131H108ZM121 130H123V131H121ZM129 130V131H128ZM135 130V131H134ZM137 130V131H136ZM142 130V131H141ZM177 130V131H176ZM181 130V131H180ZM190 131V133H189V131ZM198 130H199V133H198ZM202 130H206V131H202ZM211 130V131H210ZM215 130V131H214ZM26 131V132H25ZM106 131V132H105ZM108 131V132H107ZM134 132V133H136V137L138 138V140H139V142L141 143L142 142V144H144V148L142 149V150H137L135 147H133L131 144H130V146L127 144H125V145H121V144H117V146H116V143L114 144V142L115 141H117V140H121V141H125V140H123V139H125V136L127 135V133H130V132ZM163 131V132H162ZM169 132L168 134H167V132ZM195 131V132H194ZM213 131V132H212ZM225 131V132H224ZM73 132V133H72ZM77 132V133H76ZM147 134H146V133ZM153 132V133H152ZM183 132V133H182ZM204 134H203V133ZM223 132V133H222ZM227 132V133H226ZM62 133V134H61ZM117 133V134H116ZM119 133V134H118ZM121 133L123 134V135H121ZM166 133V134H165ZM171 133V134H170ZM174 133V134H173ZM178 133H180V134H178ZM186 133V134H185ZM194 133H196V134H194ZM213 133H215V135L213 134ZM226 133V134H225ZM244 133V134H243ZM91 134V135H90ZM97 134V135H96ZM103 134V135H102ZM104 134H106L105 136H104ZM116 136H115V135ZM144 134V135H143ZM146 134V135H145ZM150 134V135H149ZM159 134V135H158ZM170 134V135H169ZM176 134V135H175ZM232 134V135H231ZM243 134V135H242ZM10 137H9V136ZM59 135V136H58ZM100 135V136H99ZM148 135V136H147ZM157 135V136H156ZM164 135V136H163ZM180 135V136H179ZM198 135V136H197ZM237 135V136H238ZM11 136H13V137H11ZM15 136V137H14ZM29 136V137H28ZM68 136V137H67ZM90 136V137H89ZM103 136H104V138H103ZM114 136V137H113ZM117 136H119V137H117ZM140 136V137H139ZM161 136H163V138L161 137ZM170 136H174L173 138H170ZM178 136V137H177ZM187 138H186V137ZM190 136H192V137H190ZM196 136V138H194ZM70 137V138H69ZM74 137V138H73ZM123 137V138H122ZM141 137L143 138V139H141ZM15 138V139H14ZM21 138H22V140H21ZM32 140H31V139ZM87 138V139H86ZM108 138V139H107ZM112 138V139H111ZM157 138V139H156ZM160 138V139H159ZM179 139L180 141H182L183 142V144L185 145L183 148L184 149H178L177 148V146L173 143H169V140H171V139ZM192 138V139H191ZM29 139V140H28ZM64 139V140H63ZM84 139V140H83ZM102 139V140H101ZM153 139V140H152ZM11 140V141H10ZM18 140V141H17ZM20 140V141H19ZM71 140V141H70ZM88 140V141H87ZM103 141V143H104V141L106 142V147H105V149H104V151H105V153H109V154H118V153H121L122 152V150L124 151V149L125 150H128L129 151V153L131 154V156L133 157H131V158H129V159H127V158H123L122 159V157H120V158H118L117 159V162H119V163H121L124 167H123V170H122V176L123 177H125V178H123L122 180H128L131 176H133L134 175V172H131V171H134L133 169L135 168V167H138V166H140V165H142V160L143 159H145V158H148L150 155H151V157H154V158H156L157 156V158H156V161H154L153 162V164H150V165H152V167L150 168V165L147 167V166H144V165H142L143 166V168L145 169H142L141 168V166H140V168L138 167V169H140V171H145V173H146V178H148V179H145V183H140V187H139V190L137 189L136 191H134V190H132V189H129V188H127L126 186H124L123 185V187L122 186H119V185H116V184H113L114 186L112 187V189H105V188H100V187H98L99 186V184H101L102 183V181H104L105 179H107V175H106V173L103 171V169L101 168V164H102V162H103V160H101V161H99V160H97L96 158L97 157H95L91 152H89L88 150H90V146H93V143H94V145H95V143L97 142V141ZM141 140V141H140ZM152 140V141H151ZM162 140V141H161ZM168 140V141H167ZM191 140V141H190ZM64 141V142H63ZM70 141V142H69ZM78 141V142H77ZM80 141V142H79ZM111 141V142H110ZM148 141V142H147ZM188 141H190L191 142V145H190V142H188ZM196 141V142H195ZM48 142V143H47ZM87 142V143H86ZM144 142V143H143ZM164 142V143H163ZM168 142V143H167ZM242 142V141H241ZM240 142V143H241ZM21 145H20V144ZM45 143H46V145H45ZM52 143V144H51ZM62 143V144H61ZM90 143V144H89ZM188 143H189V145H190V147H189V145H188ZM194 143V144H193ZM5 144V145H4ZM19 144V145H18ZM43 144V145H42ZM51 144V145H50ZM61 146H60V145ZM85 144V145H84ZM87 144H89V145H87ZM113 144V145H112ZM171 144V145H170ZM242 144H243V142H242ZM7 145V146H6ZM56 145H58V146H56ZM65 145V146H64ZM112 145V146H111ZM161 145H163V146H161ZM166 145V146H165ZM169 146V148H168V146ZM173 145V146H172ZM231 145V144H230ZM237 145V146H236ZM238 145L240 146V144L238 143V144H233V146H229V148L231 149V151H234V150H236V148H238ZM43 146H44V148H43ZM56 146V147H55ZM115 146V147H114ZM194 146V147H193ZM235 146V147H234ZM75 147H76V149H75ZM123 147V148H122ZM129 147V148H128ZM154 147H155V149H154ZM160 147V148H159ZM165 147V148H164ZM187 147V148H186ZM193 147V148H192ZM233 147V148H232ZM4 148V147H3ZM14 148V149H13ZM49 148H51V149H54V150H52L51 151V149H49ZM57 148H58V150H57ZM134 148V149H133ZM150 148V149H149ZM167 148V149H166ZM42 149H44V150H42ZM55 149H56V151H55ZM73 151H72V150ZM113 149V150H112ZM120 151H119V150ZM133 149V150H132ZM175 149H178V151L177 150H175ZM189 149V150H188ZM191 149V150H190ZM233 149V150H232ZM10 150H12V151H10ZM15 150H17V151H15ZM24 150V151H23ZM33 150V151H32ZM39 150V151H38ZM46 150V151H45ZM67 150V151H66ZM70 150H71V153H70ZM77 150H81V152H80V154L78 153V151ZM159 150V151H158ZM171 150H173V151H171ZM183 150V151H182ZM193 150V151H192ZM9 151V152H8ZM42 151V152H41ZM83 151V152H82ZM108 151V152H107ZM136 151V152H135ZM149 153H148V152ZM152 153H151V152ZM163 151V152H162ZM177 151V152H176ZM190 151V152H189ZM38 152V153H37ZM52 152V153H51ZM55 152V153H54ZM57 152V153H56ZM76 152V153H75ZM115 152V153H114ZM133 152H135L134 154H133ZM140 152V153H139ZM162 154H161V153ZM169 152H171V153H169ZM173 152V153H172ZM178 152H180V153H182L183 154V157H182V160H180L181 158H177V156H178ZM195 152H196V154H195ZM12 153V154H11ZM19 153V154H18ZM25 153V154H24ZM44 153V154H43ZM54 153V154H53ZM139 153V154H138ZM145 153H146V155H145ZM151 153V154H150ZM164 153H165V155H164ZM186 153V154H185ZM18 154V155H17ZM49 154H50V157H49ZM63 154V155H62ZM68 155V156H65V155ZM78 154V155H77ZM169 154V155H168ZM177 154V155H176ZM184 154H185V159H184ZM199 154V153H198ZM16 155V156H15ZM21 155V156H20ZM48 155V156H47ZM58 155V156H57ZM74 155V156H73ZM75 155H77V156H75ZM93 155V156H92ZM136 155V156H135ZM140 155V156H139ZM162 155V156H161ZM172 155V156H171ZM61 158H60V157ZM71 156H73V157H71ZM80 156V158H82V160H84V161H80V162H78V160L76 161V162H71V160H74V159H76L77 157H79ZM83 156H85V157H83ZM91 156V157H90ZM176 156V157H175ZM189 156V157H188ZM195 158H194V157ZM21 157V158H22ZM45 159H44V158ZM47 157V158H46ZM59 157V158H58ZM62 157H64V159L62 160ZM88 157V158H87ZM55 158V159H54ZM93 158V159H92ZM166 159V161L165 160H163V161H159V159ZM172 158V159H171ZM197 158V159H196ZM223 158H226V159H224L226 162L228 161V156L227 155H225ZM58 159V160H57ZM61 159V160H60ZM69 159V160H68ZM123 161H122V160ZM157 159H158V161H157ZM195 159V160H194ZM8 160V159H7ZM97 160V161H96ZM118 160H120V161H118ZM178 160V161H177ZM185 160V161H184ZM52 161V162H51ZM66 161H70L69 163L68 162H66ZM88 161V162H87ZM127 161V162H126ZM131 161H133V162H131ZM184 161V162H183ZM188 163H187V162ZM195 161V162H194ZM8 161H6L5 162V165H8V164H6ZM41 162V163H40ZM49 162V163H48ZM59 162V163H58ZM87 162V163H86ZM116 161H115V163H117ZM131 162V163H130ZM139 162V163H138ZM156 162V163H155ZM172 162V163H171ZM181 162V163H180ZM191 162H192V164H191ZM47 163V164H46ZM61 163V164H60ZM67 163V164H66ZM125 163V164H124ZM128 163H129V165H128ZM134 165H133V164ZM138 165H137V164ZM159 163V164H158ZM165 163V164H164ZM199 163V166L197 165V164ZM213 163V164H212ZM10 164V163H9ZM66 164V165H65ZM74 164V165H73ZM91 164V166H86V165H90ZM136 164V165H135ZM140 164V165H139ZM180 164H182V165H180ZM184 164V165H183ZM44 165H47V166H44ZM66 167H65V166ZM95 165V166H94ZM156 165V166H155ZM173 165V166H172ZM187 165V166H186ZM9 166V165H8ZM7 166V167H8ZM44 166V167H43ZM70 168H69V167ZM84 168H83V167ZM85 166L87 167V168H85ZM155 168H154V167ZM171 166V167H170ZM178 166V167H177ZM189 166V167H188ZM196 166V167H195ZM10 167V166H9ZM8 167V168H9ZM82 167V168H81ZM134 167V168H133ZM162 167V168H161ZM173 167H174V169H173ZM201 167V168H200ZM211 167V168H210ZM220 167V168H219ZM66 168H67V170H66ZM79 169V171H78V169ZM95 168V169H94ZM131 168V169H130ZM149 168V169H148ZM179 168H180V170H179ZM184 168V169H183ZM217 168H219V169H217ZM10 169H14V168H10ZM16 169V168H15ZM14 169V171H17V172H21L22 170L21 169H17V170H15ZM81 169V170H80ZM99 169V170H98ZM124 169H125V173H124ZM170 169H172V170H170ZM193 169V170H192ZM216 169V170H215ZM224 169V170H223ZM47 170V171H46ZM74 170V171H73ZM90 170V171H89ZM102 170V171H101ZM131 170V171H130ZM153 172H152V171ZM165 170V171H164ZM43 171V172H42ZM69 171V172H68ZM82 171V172H81ZM93 171V172H92ZM128 171V172H127ZM191 171V172H190ZM79 172V173H78ZM103 174H102V173ZM169 172V173H168ZM188 172V173H187ZM196 174H195V173ZM22 173V172H21ZM73 173V175H70V174H72ZM75 173V174H74ZM76 173H77V175H76ZM101 175H99V174ZM129 175H127V174ZM133 173V174H132ZM176 173V174H175ZM179 175H178V174ZM181 173V174H180ZM193 173H194V175H195V177H194V175H193ZM213 173V174H212ZM229 173V174H228ZM151 174V175H150ZM154 174V175H153ZM190 174H192V175H190ZM222 174V175H221ZM226 176H225V175ZM102 175H103V177H102ZM125 175V176H124ZM129 177H127V176ZM155 175H156V177H155ZM162 175H163V177L164 178H162ZM201 175V176H200ZM205 175H206V177H205ZM219 175H220V177H219ZM75 176H77V177H75ZM96 176V177H95ZM149 176V177H148ZM168 176H170V177H168ZM177 176V177H176ZM180 176V177H179ZM212 176V177H211ZM225 176V177H224ZM3 177V178H2ZM8 179H7V178ZM13 177H15V179L13 178ZM95 177V178H94ZM100 177H101V179H100ZM153 177V178H152ZM168 177V178H167ZM181 177H182V179H181ZM183 177H185V179L183 178ZM196 177H197V179H196ZM203 177V178H202ZM208 177H210L209 179H208ZM213 177H215V178H213ZM18 178V177H17ZM149 178H151V179H149ZM166 178H167V180H166ZM172 178V179H171ZM3 179V180H2ZM104 179V180H103ZM179 179V180H178ZM184 179V180H183ZM216 179H218V180H216ZM220 179H221V182H222V184H221V182H220ZM223 179V180H222ZM227 179V180H228ZM7 180V181H6ZM19 179H16V176H7V175H3V176H0V186H14V184H15V186L16 185H18V186H20V185H23V184H19V183H21V182H19L18 181ZM99 180V181H98ZM154 180V181H153ZM187 180V181H186ZM217 182H216V181ZM7 183H6V182ZM10 181V182H9ZM14 182V183H12V182ZM157 181V182H156ZM172 181V182H171ZM200 181V182H199ZM101 182V183H100ZM121 182H123V181H121ZM146 182H148L147 184H149L148 186H147V184H146ZM159 182V183H158ZM162 182V183H161ZM177 182V184H175ZM180 182V183H179ZM2 183H4L3 185H1ZM46 183H48V184H46ZM50 183V184H49ZM168 183V184H167ZM171 183V184H170ZM195 183V184H194ZM224 183V184H223ZM96 184V185H95ZM146 186H145V185ZM153 184H155L154 186H153ZM187 184H190L189 186L187 185ZM47 185V186H46ZM175 185V186H174ZM182 185V186H181ZM187 185V186H186ZM197 185V186H196ZM47 188H46V187ZM84 186V187H83ZM93 186V187H92ZM152 186H153V188H152ZM164 187V188H159V187ZM176 186H178V187H176ZM191 186V187H190ZM193 186V187H192ZM165 187H166V189H165ZM172 187V188H171ZM58 188H59V190H58ZM81 188V189H80ZM116 188V189H115ZM183 188V187H182ZM192 188H195V189H192ZM204 188V189H203ZM34 189V190H33ZM45 189V190H44ZM105 189V190H104ZM145 189V190H144ZM163 189V190H162ZM170 189V190H169ZM174 189H176V190H174ZM58 190V191H57ZM78 190V191H77ZM80 190V191H79ZM83 190V191H82ZM90 190H91V192H90ZM149 190V191H148ZM158 190V191H157ZM162 190V191H161ZM165 190H166V192H165ZM173 190V191H172ZM201 190V191H202ZM37 191V192H36ZM41 191V192H40ZM86 191V192H85ZM95 191H98V192H95ZM109 191V192H108ZM116 191V192H115ZM117 191H119V192H121V194L120 193H118ZM125 191H127V192H125ZM129 191V192H128ZM134 191V192H133ZM139 191V192H138ZM143 191V192H142ZM156 191L157 192H160V194L162 195V196H160V194L159 193H156ZM175 191H176V193H175ZM31 192V193H30ZM100 192V193H99ZM105 192V193H104ZM148 192V194H150L151 193V196H153L152 198H150L149 200H148V204H146L145 206L143 205V207H137V206H135V204L132 202V199L131 200H122V199H126V198H128V196L129 197H134V199H136V198H140L143 194H145V193H147ZM162 192V193H161ZM170 192V193H169ZM30 193V194H29ZM43 193H46V194H43ZM71 195H70V194ZM84 193V194H83ZM96 194V196H95V194ZM104 193V195H102ZM116 193H118V194H116ZM122 193H123V195H122ZM134 193H136V194H134ZM141 193V194H140ZM163 193H165V194H163ZM173 193V194H172ZM3 193H1L0 195V198L1 199H3V197H4V195H6V194H4V195H2ZM33 194V195H32ZM43 194V195H42ZM86 194V195H85ZM94 194V195H93ZM109 194V195H108ZM114 194H116V195H114ZM131 194V195H130ZM32 195V196H31ZM39 197H38V196ZM73 195V196H72ZM81 195V196H80ZM83 195V196H82ZM121 195V196H120ZM127 195V196H126ZM167 197H165V196ZM171 195V196H170ZM31 196V197H30ZM45 196H47V197H45ZM91 196V197H90ZM107 196V197H106ZM111 196V197H110ZM115 196V197H114ZM120 196V197H119ZM150 196V197H151ZM173 196V197H172ZM30 199H29V198ZM33 197H35V198H33ZM41 197H45V198H41ZM79 197V198H78ZM82 199H81V198ZM90 198V200L88 199V198ZM118 197V198H117ZM4 198H6V197H4ZM58 200H60L61 198H64V197H61L60 199H59V196H57L56 197ZM71 198V199H70ZM78 198V199H77ZM100 198V200L101 201H99L98 199ZM114 198V199H113ZM117 198V199H116ZM122 198V199H121ZM161 198V199H160ZM176 200H175V199ZM37 199H38V201H37ZM107 199V200H106ZM174 199V200H173ZM30 200V201H29ZM32 200V201H31ZM63 200V199H62ZM68 200V201H69ZM98 200V201H97ZM104 200V201H103ZM109 200V201H108ZM120 202H119V201ZM124 201V202H122V201ZM158 200V201H157ZM168 202H167V201ZM173 202H172V201ZM184 200V201H183ZM186 200H189V197L186 199ZM41 201V202H40ZM71 201H72V203H71ZM82 201V202H81ZM87 201H88V203H87ZM108 201V202H107ZM118 201V202H117ZM161 201H162V203H161ZM169 201H171V202H169ZM30 202H31V204H30ZM81 202V203H80ZM93 202V203H92ZM95 202V203H94ZM111 202L112 203H117L118 205L120 204V205H124V208L126 209V211H127V213L125 214V215H122V217L120 216V215H116L115 216V214L113 213V211L112 210H114V209H112L113 208V206H114V204H111ZM126 202H128V203H126ZM132 202V203H131ZM152 202H153V204H152ZM160 202V203H159ZM166 202V203H165ZM178 202V203H177ZM181 202H183V203H181ZM186 202V201H185ZM97 203H99V204H97ZM150 203V204H149ZM170 205H169V204ZM172 203V204H171ZM174 203V204H173ZM29 204V205H28ZM94 204V205H93ZM106 204V205H105ZM111 206H110V205ZM168 204V205H167ZM178 204V205H177ZM28 205V206H27ZM98 205V206H97ZM109 205V206H108ZM134 205V206H133ZM151 205H153V206H151ZM158 205V206H157ZM173 205V206H172ZM90 206H92L91 208H90ZM99 207V209L97 208V207ZM104 206V207H103ZM164 206H165V208H164ZM94 207H96V208H94ZM107 207V208H106ZM108 207H110V209L108 208ZM135 207V208H134ZM137 207V208H136ZM186 207H187V209H186ZM191 207H192V205H191ZM193 207H194V205H193ZM192 207V208H193ZM102 208V209H101ZM104 208V209H103ZM154 208V209H153ZM159 208V209H158ZM161 208V209H160ZM164 208V209H163ZM196 208V207H195ZM195 208H194V210H195ZM73 209V208H72ZM71 209V210H72ZM109 209V210H108ZM136 209V210H135ZM139 209V210H138ZM166 209H168V210H166ZM171 209V210H170ZM183 209V210H182ZM189 209V210H188ZM74 211H75V209H73ZM72 210V211H73ZM89 210H90V212H89ZM133 210V211H132ZM166 210V211H165ZM171 212H170V211ZM181 211V212H179V211ZM193 210V212H195ZM73 211V212H74ZM139 212V213H137V212ZM148 211V212H147ZM156 211V212H155ZM191 211V212H190ZM198 211V208L196 209V212ZM111 212V213H110ZM130 212H131V214H130ZM133 212H135V213H133ZM163 212H165V213H163ZM175 212V213H174ZM177 212H178V214H177ZM184 212V213H183ZM114 215H113V214ZM132 213H133V215H132ZM182 213V214H181ZM186 213V214H185ZM191 213V214H190ZM146 214L148 215V216H146ZM174 214V215H173ZM189 214V215H188ZM160 215H162V216H160ZM168 215V216H167ZM171 215V216H170ZM172 215H173V217H172ZM139 216V217H138ZM175 216V217H174ZM178 216V217H177ZM155 217V218H154ZM166 217V218H165ZM171 217V218H170ZM114 218H116V219H114ZM121 218H124V219H121ZM126 218V219H125ZM134 218V219H133ZM174 218V219H173ZM54 219H55V221H54ZM151 219H152V221H153V219H154V221L153 222H151ZM156 219V220H155ZM158 219V220H157ZM161 219V220H160ZM165 219V220H164ZM169 219V220H168ZM188 219V218H187ZM121 220V221H120ZM123 220H125V221H123ZM130 220H132V221H130ZM60 221V222H59ZM88 221V222H87ZM101 221V222H100ZM117 221H118V223H117ZM134 221V222H133ZM165 221V222H164ZM174 221V222H173ZM189 221V220H188ZM227 221H229V219L228 220H223L222 222H221V224L219 223L218 225L219 226H217L216 224V226H214V227H221L222 226V228L225 226V224L227 223ZM58 222V224H56ZM104 222H107V223H104ZM112 222V223H111ZM116 222V223H115ZM123 222V223H122ZM140 222V223H139ZM145 224H144V223ZM53 223V224H52ZM91 223V224H90ZM93 223V224H92ZM121 223V224H120ZM129 223V224H128ZM132 223V224H131ZM134 223V224H133ZM161 223V224H160ZM174 223V224H173ZM178 223V224H177ZM191 223V224H190ZM61 224V225H60ZM103 224V225H102ZM110 224H112V225H110ZM118 224V225H117ZM137 224V225H136ZM140 224V225H139ZM151 224V225H150ZM167 224V225H166ZM170 224H172V225H170ZM223 224V225H222ZM50 225V226H49ZM53 225V226H52ZM64 225V226H63ZM74 225V226H73ZM101 225V226H100ZM128 227V228H130V229H128L126 226ZM159 225V226H158ZM169 225V226H168ZM190 227H189V226ZM188 228H186L188 231L187 232H189L188 234H191L190 232H191V229H193V227H194V224H192V222H188ZM221 225V226H220ZM10 226V227H9ZM70 226V227H69ZM95 226V227H94ZM124 226H125V228H124ZM137 226V227H136ZM153 226H154V228H153ZM168 226V227H167ZM171 226V227H170ZM85 229H87V230H85ZM89 227V228H88ZM110 227V228H109ZM119 227H121V228H119ZM132 227V228H131ZM176 227V228H175ZM7 228V229H6ZM81 228V229H80ZM82 228H83V230H82ZM92 228V229H91ZM98 228V229H97ZM106 228V229H105ZM135 230H134V229ZM144 229V231L146 230V231H148L153 237H154V239L155 240H157L156 242H155V244H151L150 245V249H147V247H145V246H149V244L147 245V243H143V241H142V243H140L141 241L138 239V237H136V235L138 236V234L140 233V231H143V229ZM169 230H168V229ZM173 228V229H172ZM15 229V230H14ZM17 229V230H16ZM21 229V230H20ZM56 229V230H55ZM80 229V230H79ZM95 229V230H94ZM112 229V230H111ZM116 229V230H115ZM119 229V230H118ZM128 229V230H127ZM131 229H133V230H131ZM149 229V230H148ZM154 229V230H153ZM163 229V230H162ZM12 230V231H11ZM54 230V231H53ZM58 230V231H57ZM78 230V231H77ZM86 232H85V231ZM113 230H114V232H113ZM124 230H125V232H124ZM127 230V231H126ZM63 231V232H62ZM117 231V232H116ZM164 231V232H163ZM171 231V232H170ZM172 231H173V233H172ZM176 231V232H175ZM205 231V230H204ZM10 232V233H9ZM25 233V236L23 235L24 233ZM55 232V233H54ZM71 232V233H70ZM76 232V233H75ZM112 232V233H111ZM138 234H137V233ZM159 232V233H158ZM178 232V233H177ZM14 233V234H13ZM67 233V234H66ZM93 233V234H92ZM131 233H133V234H131ZM163 233H164V235H163ZM20 234V235H19ZM55 234V235H54ZM76 234V235H75ZM80 234V235H79ZM84 234V235H83ZM127 236H126V235ZM136 234V235H135ZM160 234V235H159ZM170 234V235H169ZM173 234V235H172ZM66 235H69V237L67 236L66 238L67 239H65V236ZM75 235V236H74ZM86 235V236H85ZM89 235V236H88ZM95 235V236H94ZM105 237H104V236ZM156 235H157V237H156ZM171 235H172V237H171ZM177 235V236H176ZM19 236V237H18ZM53 236V237H52ZM81 236V237H80ZM91 236H93V239H92V237ZM123 236H124V238H123ZM86 237V238H85ZM97 239H96V238ZM98 237H100V238H102V239H100V238H98ZM104 237V238H103ZM119 237V238H118ZM160 237V238H159ZM50 238V239H49ZM71 238V239H70ZM73 238L75 239V240H73ZM81 238V239H80ZM109 238V239H108ZM162 238V239H161ZM164 238V239H163ZM195 239L197 238V237H194ZM194 238H193V241H195L194 240ZM92 239V240H91ZM120 239V240H119ZM135 239V240H134ZM20 240V241H19ZM49 240V241H48ZM50 240H51V242H50ZM68 240V241H67ZM81 240V241H80ZM112 240V241H111ZM115 240H117V241H115ZM118 240H119V242H118ZM160 240V241H159ZM101 241V242H100ZM107 241H109V242H107ZM138 241V242H137ZM24 242V243H23ZM48 242V243H47ZM50 242V243H49ZM81 242V243H80ZM75 243V244H74ZM87 243V244H86ZM88 243H90V245L88 244ZM97 243V244H96ZM131 243V244H130ZM133 243V244H132ZM138 243H140V244H138ZM79 244H81V245H79ZM91 244H92V247L94 248V249H91L92 247H91ZM94 244V245H93ZM106 244H107V246H106ZM115 244H116V246H115ZM117 244H119V245H117ZM121 244H122V246H121ZM157 244V245H156ZM27 245V246H26ZM76 245L78 246V247H76ZM88 245V248L87 247H85V246H87ZM99 245V246H98ZM102 245V246H101ZM109 245V246H108ZM162 245V244H161ZM130 246V247H129ZM136 246V247H135ZM152 246V247H151ZM154 246V247H153ZM29 247V248H28ZM30 247H32V248H30ZM91 247V248H90ZM99 249H98V248ZM105 247L107 248V247H109L110 249H111V247H114V248H112L111 249V251L109 250V248H108V250L107 249H105ZM118 247V248H117ZM142 247V248H141ZM158 247H161L162 249H160V248H158ZM76 248H78V249H76ZM88 249L87 251H86V249ZM90 248V249H89ZM157 249L158 248V250H155L154 251V249ZM26 249V250H25ZM28 249V250H27ZM72 249V250H71ZM85 249V250H84ZM133 249V250H132ZM135 249V250H134ZM138 249H140L139 250V252H138ZM143 249H144V251H147V252H144L143 251ZM160 249V250H159ZM37 250V251H36ZM78 252H77V251ZM93 252H92V251ZM99 252H98V251ZM149 250H151L152 252H150ZM190 250V249H189ZM187 251L186 252V255H181V257L179 256V258H181L182 259V257H183V261L185 260V257L187 258H190L192 255L190 254L191 253V250L190 251ZM220 250V251H219ZM217 252H222V253H224V254H222V253H220L221 255H223V256H225V258L227 257H229L228 255H232V253H231V251H229L228 252V248H226L225 249V251L223 252V251H221V249H219ZM28 251H30L29 253H28ZM75 251V252H74ZM96 251V252H95ZM115 251V252H114ZM134 251V252H133ZM149 251V252H148ZM160 251H161V253H160ZM20 252V253H19ZM27 252V253H26ZM77 252V253H76ZM84 252V253H83ZM108 252H109V254H108ZM142 252V253H141ZM143 252H144V254H143ZM158 252V253H157ZM188 252H190V253H188ZM37 255H36V254ZM45 253V254H44ZM78 253H80V254H78ZM215 253V252H214ZM230 253V254H229ZM41 254V255H40ZM43 254V255H42ZM75 254V255H74ZM81 254H83V255H81ZM84 254H86V255H84ZM89 254H91V256L89 255ZM95 254H97L96 256H95ZM103 254V257L101 256ZM105 254V255H104ZM131 254V255H130ZM137 254V255H136ZM143 254V255H142ZM146 254V256H148ZM188 254V255H187ZM38 255H39V257H38ZM79 255H80V258H79ZM98 255H100V256H98ZM109 255V256H108ZM110 255H112V256H110ZM139 255V256H138ZM230 255V256H231ZM37 256V257H36ZM46 256V257H45ZM71 256V257H70ZM87 258H86V257ZM95 256V257H94ZM107 256V257H106ZM128 258H127V257ZM131 256H133V257H131ZM158 256H159V258H158ZM74 257H76L75 259H73ZM78 257V258H77ZM106 257V258H105ZM142 257V258H141ZM154 257H156L157 259H153ZM177 257V259H178V256H176ZM50 258V259H49ZM52 258V259H51ZM57 258H59V259H57ZM64 258V259H63ZM67 258V259H66ZM83 258V259H82ZM97 258V259H96ZM105 258V259H104ZM111 258V259H110ZM187 258V259H188ZM36 259V260H35ZM68 259H70V260H68ZM72 259V260H71ZM81 259V260H80ZM100 259V260H99ZM104 259V260H103ZM107 259V260H106ZM128 259H130V261L128 260ZM181 259H178V260H181ZM32 260V261H31ZM42 260V261H41ZM46 260V261H45ZM50 260H51V262H50ZM60 260V261H59ZM80 260V262H78ZM103 260V261H102ZM109 260V261H108ZM132 260V261H131ZM163 260H164V262H163ZM45 261V262H44ZM58 261V262H57ZM70 261V262H69ZM73 261V262H72ZM86 261V262H85ZM95 261V262H94ZM107 261V262H106ZM187 261V260H186ZM185 261V262H186ZM29 262V263H28ZM35 262V263H34ZM38 262H40V263H38ZM42 262H44V263H42ZM50 262V263H49ZM55 262V263H54ZM63 262V263H62ZM65 262V263H64ZM67 262H69V263H67ZM96 262H98V263H96ZM103 262V263H102ZM115 262V261H114ZM116 262H118V261H116ZM157 262V263H156ZM162 262V263H161ZM168 264H169V262H167ZM171 263V262H170ZM16 264V263H15ZM124 264V263H123ZM172 264V263H171Z\"/></svg>", "mask_w": 264, "mask_h": 264}, {"label": "bare ground", "instance_id": "obj_2", "mask_svg": "<svg viewBox=\"0 0 264 264\" xmlns=\"http://www.w3.org/2000/svg\"><path fill=\"white\" fill-rule=\"evenodd\" d=\"M167 1V0H166ZM169 1V0H168ZM198 1V0H197ZM200 1V0H199ZM209 1V0H208ZM215 1V0H214ZM242 1V0H241ZM250 1V0H249ZM263 1V0H262ZM26 2V1H25ZM190 2V1H189ZM212 2V1H211ZM259 2V1H258ZM31 3V2H30ZM34 3V2H33ZM33 3H32V5H33ZM192 3H194V2H192ZM220 3V2H219ZM225 3V2H224ZM228 3H230L229 5H231V3L232 2H227V4ZM243 3V2H242ZM245 3V2H244ZM21 4V3H20ZM36 4V3H35ZM42 4V3H41ZM233 4V3H232ZM236 4H239V3H237L236 2ZM260 4V3H259ZM259 4H257L256 2H255V5L254 4H252L253 6L251 7V12H252V14H249L250 16H251V18L250 19H248L249 18V16H247L246 18H245V16H242V14L240 15V13H243V12H245V11H243V12H240V9H239V12H238V9L235 11L234 10V7L231 9H225L224 10V6H223V8H221V9H223V15H224V23L221 21V24H222V26L225 24V27L223 26V28L221 27V28H217L216 26H220V24H218V25H215V28H217L216 30H215V36H225V38L227 37V39H228V37L230 38H232V39H235V37H236V40L238 41V45H237V47H240V49H239V51H240V53L239 54H237V53H235V52H231V51H228V52H226L227 50L225 49V47H224V49L226 50H224L223 52H225V53H218V56H216L217 55V53L216 52H218L217 50H216V52H215V56L217 57V58H219L220 57V59L222 60V62H224V64H225V66L224 67H228V71L229 72H234L235 74H236V78H234V76H235V74H234V76H232L233 78H231V79H233V81L232 82H229V84L228 85H226L225 87H219L218 86V84L216 85V83H218L219 81L217 80V78H216V80H217V82L214 84V83H211L212 81H211V77H212V75L213 74H211V76L210 75H208V74H206L207 72L206 71H208V70H206L205 68L206 67H209L210 65H211V63H210V65H208V64H206V62H204L205 61V58L207 57V56H204L203 54H206V52H207V50L209 49V51L212 49L211 47V45H209L210 46V48H209V46H207L208 45V43H209V41L208 40H205V42L204 41H201L202 39L204 40V38H197V36H196V32L197 33H199V32H201V30L199 31V27H201L202 28V26L204 25L203 23V25L202 26H198V23L197 24H195V20H191L190 19V17L188 18L190 21H188V22H186V24H187V28L188 27H190L191 29H189V30H191V31H188V32H186L185 31V33L182 35V39L184 40V38H185V36H187V38L189 39V41H190V43H189V45H187V47L189 46V50L187 51L186 49L184 50V51H187L186 52V54H185V56H182L181 58H175L176 60L177 59H180L179 61H182V62H184L185 63V65H182L181 63V65L179 64V65H177V64H175V63H177V62H170V63H168V62H163V63H165V65L167 66L165 69L166 70H163V71H161L163 68L160 66V65H158L157 67L159 68V67H161V68H159L160 70H158L159 71V75H156V76H158L159 78H160V80L162 79V80H164V82L163 83H167L168 85H167V87L169 86V88H171L174 92H175V90L176 91H180L181 93L182 92H184V94H185V92H191V93H193V94H195L196 96H202L203 94H207L206 96H209L208 94H210V95H212L213 97L212 98H217V97H219L220 98V96L222 95V94H224V92L225 93H228V92H230L229 94H228V98H227V100L226 101H228V103H226V105L223 107V109H225L226 108V106H227V109H228V112H229V114H230V111H234V112H236L235 110H237V112L239 111V112H242L243 111V108L242 107H239V109L238 108H236L235 106H234V104H232V102H234V103H238V100L240 101V103H243L244 105L246 104V103H244V102H242L244 99H246L247 97H248V95L250 94V93H252V94H250V96H254V98L257 100L258 98L259 99H263L264 98V90L262 91L263 93H260V90L258 89V87H261V88H264V62H261L262 60L261 59H255V58H253V56H255V55H253L252 53H254V50L256 51V50H258L259 49V51L262 49V48H264V2H263V4L262 5H259ZM22 5V4H21ZM137 5V4H136ZM209 5H211V3L209 4ZM228 5V6H229ZM27 6V5H26ZM37 6V5H36ZM127 6V5H126ZM133 6H135V5H133ZM213 6V5H212ZM226 6V5H225ZM228 6H226V8L228 7ZM251 6V5H250ZM21 7V6H20ZM24 7V6H23ZM29 6H27V8H28ZM33 7V6H32ZM31 7V8H32ZM140 7V6H139ZM165 7V6H164ZM230 7V6H229ZM30 8V7H29ZM35 8V7H34ZM134 8V7H133ZM212 8V7H211ZM248 8L249 7H247V13H248ZM131 9V11H132V8H130ZM208 9H210V8H208ZM216 9V8H215ZM250 9V8H249ZM24 10H26V9H24ZM24 10H21L18 14H14L15 15V17L14 18H16V19H23L22 17H23V14L25 15V14H28V12H29V10L27 9L26 10V12H23ZM37 10V9H36ZM136 10V9H135ZM151 10V9H150ZM196 10V9H195ZM206 10V9H205ZM212 10V9H211ZM242 10V9H241ZM243 10H246V8L245 9H243ZM32 11H33V9H32ZM136 11H138V10H136ZM152 11V10H151ZM193 11V10H192ZM204 11V10H203ZM35 12V11H34ZM37 12V11H36ZM84 12V11H83ZM119 12H122V10L121 11H119ZM126 12V11H125ZM141 12V11H140ZM157 12V11H156ZM186 12V11H185ZM189 11H187V13H188ZM191 12V11H190ZM206 12V11H205ZM210 12H212V11H210ZM17 13V12H16ZM88 13V12H87ZM91 13H92V11H91ZM95 13V12H94ZM93 13V14H94ZM137 13H139V12H137ZM136 13V14H137ZM201 13V12H200ZM216 13V12H215ZM220 13V12H219ZM218 13V14H219ZM222 13V12H221ZM247 13H246V15H247ZM250 13V12H249ZM1 14V13H0ZM7 14V13H6ZM132 14V13H131ZM141 14V13H140ZM142 14H143V10H142ZM141 14V15H142ZM149 14V13H148ZM161 14H163V13H161ZM180 14V13H179ZM183 14H184V12H183ZM186 14V13H185ZM189 14V13H188ZM195 14H198V13H195ZM3 15V14H2ZM2 15L0 16V21L1 22H3L4 20V18L2 17ZM10 15V14H9ZM127 15H129V14H127ZM126 15V16H127ZM139 15V14H138ZM177 15V14H176ZM175 15V16H176ZM208 15V14H207ZM220 15H222V14H220ZM222 15V16H223ZM4 16V15H3ZM13 16V15H12ZM63 16V15H62ZM89 16V15H88ZM87 16V17H88ZM123 16V15H122ZM122 16H121V18H122ZM125 16V17H126ZM130 16V15H129ZM148 16V15H147ZM155 16V15H154ZM163 16H164V14H163ZM189 16V15H188ZM188 16H186V17H188ZM194 16V15H193ZM205 16H206V13H205ZM219 16V15H218ZM221 16V17H222ZM260 16V17H259ZM5 17V16H4ZM10 17H11V15H10ZM26 17V16H25ZM24 17V18H25ZM31 17V16H30ZM29 17V18H30ZM64 17H66V16H64ZM149 17H152V16H149ZM171 17V16H170ZM177 17V16H176ZM185 17V16H184ZM213 17V16H212ZM211 17V18H212ZM215 17H217V16H215ZM215 17H213V18H215ZM6 18H7V15H6ZM73 18H76V17H73ZM73 18H71V19H73ZM90 18V17H89ZM120 18V17H119ZM129 18V17H128ZM155 18V17H154ZM167 18V17H166ZM172 18V17H171ZM193 18V17H192ZM195 18V17H194ZM207 18H209V17H207ZM212 18V19H213ZM218 18V17H217ZM220 18V17H219ZM162 19V18H161ZM163 19H165V18H163ZM174 19V18H173ZM180 19H181V16H180ZM187 19V18H186ZM202 19H203V17H202ZM221 19H223V18H221ZM13 20H15V19H13ZM31 20H32V18H31ZM56 20V19H55ZM103 20V19H102ZM123 20V19H122ZM131 20V19H130ZM144 20V19H143ZM142 20V21H143ZM155 20V19H154ZM175 20V19H174ZM178 19H176V21H177ZM183 20H185V19H183ZM182 20V21H183ZM7 21V20H6ZM8 21H9V19H8ZM7 21V22H8ZM27 21V20H26ZM51 21H52V19H51ZM64 21V20H63ZM84 21V20H83ZM82 21V22H83ZM105 21V20H104ZM139 21V20H138ZM159 21H160V19H159ZM166 21H167V19H166ZM172 21V20H171ZM171 21H170V23H171ZM176 21H175V23H176ZM198 21V20H197ZM205 21V20H204ZM218 21H219V19H218ZM12 22V21H11ZM14 22V21H13ZM54 22V21H53ZM69 22V21H68ZM68 22H66V23H68ZM71 22V21H70ZM110 22V21H109ZM118 22V21H117ZM126 22V21H125ZM147 22V21H146ZM172 22H174V21H172ZM178 22H180V20L178 21ZM212 22V21H211ZM210 22V23H211ZM9 23V22H8ZM64 23V22H63ZM75 23V22H74ZM88 23V22H87ZM121 23V22H120ZM128 23V22H127ZM130 23V22H129ZM134 23V22H133ZM137 23V22H136ZM135 23V24H136ZM143 23V22H142ZM141 23V24H142ZM149 23H151V22H149ZM161 25L160 26H158V24H157V27H159V30L161 31V34H160V37H159V41L162 43V42H164L166 39H169L170 37H171V35H172V30H173V28H172V30L170 29L171 27H167V24H166V22H165V20H161ZM183 23V22H182ZM201 23V22H200ZM199 23V24H200ZM220 23V22H219ZM5 24V23H4ZM11 24V23H10ZM17 24V23H16ZM30 24V23H29ZM51 24H53V23H51ZM61 24V23H60ZM125 24V23H124ZM138 24V23H137ZM136 24V25H137ZM140 24V23H139ZM152 24V23H151ZM150 24V25H151ZM174 24V23H173ZM181 24V23H180ZM179 23H178V25H180ZM207 24V23H206ZM212 24V23H211ZM14 25V24H13ZM13 25H11V26H13ZM54 25H55V23H54ZM63 25V24H62ZM65 25V24H64ZM86 25V24H85ZM123 25V24H122ZM145 25V24H144ZM212 25H214V21H213V24ZM77 26V25H76ZM128 26V25H127ZM126 26V27H127ZM132 25L130 24V26L129 27H131ZM143 26V25H142ZM152 26V25H151ZM154 26V25H153ZM184 26V25H183ZM218 26V27H219ZM5 27V26H4ZM3 27V28H4ZM28 27V26H27ZM42 27V26H41ZM55 27V26H54ZM94 27V26H93ZM125 27V26H124ZM124 27H122V28H124ZM125 27V28H126ZM133 27V26H132ZM135 27V26H134ZM185 27V26H184ZM256 27L258 28L259 27V31L257 30V31H255L254 29H256ZM12 28V27H11ZM40 28V27H39ZM44 28H45V26H44ZM43 28V29H44ZM48 28V27H47ZM149 28V27H148ZM152 28V27H151ZM155 28V27H154ZM153 28V29H154ZM178 28V27H177ZM180 28H181V26H180ZM208 28V26L205 28V29H207ZM13 29V28H12ZM34 29H36V28H34ZM73 29H74V27H73ZM136 29V28H135ZM145 29V28H144ZM181 29H183V28H181ZM186 29V28H185ZM203 29V28H202ZM211 29H213V27L211 28ZM6 30V29H5ZM88 30V29H87ZM125 30V29H124ZM123 30V31H124ZM158 30V29H157ZM210 30V29H209ZM209 30H207V31H209ZM25 31V30H24ZM30 31V30H29ZM118 31V30H117ZM131 31V30H130ZM146 32H147V30H145ZM182 31V30H181ZM199 31V32H198ZM211 31V30H210ZM37 32V31H36ZM100 32H102V31H100ZM120 32V31H119ZM122 32V31H121ZM120 32V33H121ZM132 32V31H131ZM138 32V31H137ZM140 32H141V30H140ZM144 32V31H143ZM150 32V31H149ZM153 32V31H152ZM177 32H178V30H177ZM180 32V31H179ZM15 33H17V32H15ZM26 33V32H25ZM35 33V32H34ZM38 33V32H37ZM99 33V32H98ZM135 33V32H134ZM154 33V32H153ZM158 33V32H157ZM157 33H154V34H156V35H158ZM202 33V35L203 34H205L204 32H201ZM210 33V32H209ZM2 34H5V33H2ZM22 34V33H21ZM93 34V33H92ZM95 34V33H94ZM137 34V33H136ZM149 34H151V33H149ZM149 34H148V37H149ZM175 34H176V30H175ZM23 35V34H22ZM27 35V34H26ZM39 35V34H38ZM46 35V34H45ZM69 35V34H68ZM104 35V34H103ZM128 35V34H127ZM130 35V34H129ZM132 35H133V33H132ZM146 35V34H145ZM174 35V34H173ZM180 35V34H179ZM200 35V34H199ZM210 35V34H209ZM10 36V35H9ZM8 36V37H9ZM176 36H178L177 34H176ZM184 36V37H183ZM201 36V35H200ZM204 36V35H203ZM206 36H208L207 34H206ZM205 36V37H206ZM212 36V35H211ZM5 37H6V35H5ZM11 37V36H10ZM125 37V36H124ZM123 37V38H124ZM131 37V36H130ZM134 37H135V34H134ZM136 37H137V35H136ZM151 37H152V35H151ZM180 37V36H179ZM208 37H210V36H208ZM7 38V37H6ZM14 38V37H13ZM114 38H115V36H114ZM119 38V37H118ZM142 38V37H141ZM147 38V37H146ZM176 38V40L178 39V37H175ZM230 38V39H231ZM15 39V38H14ZM17 39V38H16ZM26 39V38H25ZM121 39V38H120ZM126 39V38H125ZM136 39V38H135ZM139 39V38H138ZM148 39V38H147ZM157 39H158V37H157ZM156 39V41H158ZM172 39H173V37H172ZM172 39H169V41H172ZM180 39H181V37H180ZM181 39V40H182ZM207 39V38H206ZM212 39H214V38H212ZM218 39V38H217ZM217 39H214V40H217ZM22 40V39H21ZM23 40H24V38H23ZM30 40V39H29ZM122 40V39H121ZM127 40V39H126ZM129 40V39H128ZM133 40V39H132ZM143 40V39H142ZM151 40V39H150ZM153 40V39H152ZM214 40H213V42H214ZM236 40H234V41H236ZM9 41V40H8ZM33 41V40H32ZM46 41V40H45ZM144 41V40H143ZM147 41V40H146ZM158 41V42H159ZM167 41V40H166ZM178 41V40H177ZM176 41V42H177ZM211 41V40H210ZM221 40H220V38L218 39V41L217 42H220ZM225 41H226V39H225ZM234 41H232V44H233V42ZM236 41V42H237ZM18 42V41H17ZM133 42V41H132ZM148 42V41H147ZM157 42V43H158ZM175 42V43H176ZM180 42V41H179ZM179 42H178V44H179ZM184 42V41H183ZM216 42V43H217ZM7 43V42H6ZM27 43V42H26ZM123 43V42H122ZM121 43V44H122ZM126 43H127V41H126ZM136 43V42H135ZM134 43V45H137L138 43H136L135 44ZM144 43V42H143ZM174 43V41H173V43H172V45L173 44H175ZM182 43V42H181ZM180 43V44H181ZM187 43V42H186ZM185 43V44H186ZM203 43L205 44L204 46H203ZM222 43V42H221ZM224 43V42H223ZM222 43V44H223ZM230 43V42H229ZM129 44V43H128ZM154 44V43H153ZM158 44H160V43H158ZM166 44V43H165ZM177 44V43H176ZM177 44V45H178ZM211 44V43H210ZM213 44H215V42L214 43H212V45ZM232 44H231V46H232ZM235 44V43H234ZM106 44H104V46H105ZM126 45V44H125ZM147 45V44H146ZM161 45H163V43L161 44ZM167 45V44H166ZM169 45V44H168ZM71 46V45H70ZM139 46V45H138ZM140 46H142L141 45V43H140ZM150 46V45H149ZM170 46V45H169ZM174 46V45H173ZM206 46V47H205ZM216 46H218V44H216V45H214L213 47H216ZM222 46V45H221ZM228 46V45H227ZM108 47V46H107ZM116 47V46H115ZM136 47V46H135ZM147 47H148V45H147ZM160 47V46H159ZM162 47V46H161ZM179 47H181V45L179 46ZM220 49L222 48V47H220V46H218ZM260 47H261V49H260ZM101 48V47H100ZM103 48V47H102ZM112 48V47H111ZM131 48V47H130ZM133 48V47H132ZM143 48V47H142ZM163 48V47H162ZM184 48V47H183ZM186 48V47H185ZM236 48V47H235ZM108 49V48H107ZM119 49V48H118ZM122 49H124V47L122 48ZM121 49V50H122ZM126 49H128V47H126ZM141 49V48H140ZM160 49V48H159ZM179 49V48H178ZM112 50V49H111ZM120 50V51H121ZM138 50V49H137ZM147 50H149L148 48H147ZM170 50V49H169ZM177 50V49H176ZM182 50V49H181ZM214 50H215V48H214ZM214 50H213V53H214ZM73 51V50H72ZM77 51V50H76ZM119 51V52H120ZM146 51V50H145ZM162 51V50H161ZM221 51V50H220ZM264 49L262 50V54H264ZM60 52V51H59ZM100 52V51H99ZM110 52V51H109ZM114 52H116L115 50H114ZM144 52V51H143ZM149 52V51H148ZM174 52L175 51H173L172 53L174 54ZM181 52V51H180ZM58 53V52H57ZM64 53V52H63ZM78 53H79V51H78ZM77 53V54H78ZM118 53V52H117ZM121 53V52H120ZM123 53V52H122ZM127 52H125L124 53V55L123 56H125V54H126ZM129 53V52H128ZM134 53V52H133ZM132 53V54H133ZM150 53V52H149ZM161 53V52H160ZM165 53V52H164ZM163 53V54H164ZM168 53V52H167ZM175 53H177V52H175ZM183 53V52H182ZM207 53H209V52H207ZM259 53V52H258ZM261 53H259L258 55H262ZM60 54V53H59ZM73 54H74V52H73ZM72 54V55H73ZM106 54V53H105ZM114 54V53H113ZM131 54V55H132ZM180 54V53H179ZM210 55L212 54V53H209ZM81 55V54H80ZM107 55V54H106ZM110 55V54H109ZM112 55V54H111ZM130 55V54H129ZM130 55V59H132V56ZM142 55V54H141ZM184 55V54H183ZM258 55H256V56H258ZM76 56V55H75ZM94 56V55H93ZM115 56V55H114ZM118 56V55H117ZM128 56V55H127ZM209 56V55H208ZM213 56H214V54H213ZM255 56V57H256ZM73 57V56H72ZM99 57H101V56H99ZM104 57H106L105 55L103 56V59L105 60V58ZM137 58L138 57V55H137V53H134L133 54V58ZM154 57V56H153ZM212 57V56H211ZM210 57V58H211ZM258 57H260V56H258ZM263 57V56H262ZM66 58V57H65ZM71 58V57H70ZM69 58V59H70ZM125 58V57H124ZM140 57H138V59H139ZM151 58V57H150ZM208 58V57H207ZM99 59H101V58H99ZM102 59V60H103ZM119 59V58H118ZM126 59V58H125ZM152 59V58H151ZM154 59V58H153ZM172 59V58H171ZM213 59V58H212ZM245 59V60H244ZM247 59H249L250 61H251V59H253V63H255V66L253 65V63L251 64L250 62L248 63V64H250L249 66L251 67V65L253 66L252 67V69L250 68V70L248 71L247 69L248 68H246V70L243 68L242 69V66L240 65L241 63H242V61L244 60V61H246ZM263 59V58H262ZM67 60V59H66ZM109 60V59H108ZM111 60V59H110ZM117 60V59H116ZM121 60V59H120ZM136 60V59H135ZM150 60V59H149ZM174 60V59H173ZM175 60V61H176ZM209 60V59H208ZM261 60V61H260ZM37 61V60H36ZM63 61V60H62ZM105 61H107V60H105ZM129 61V60H128ZM127 61V62H128ZM172 61V60H171ZM210 61V60H209ZM212 61V60H211ZM263 61H264V59H263ZM61 62V61H60ZM100 62V61H99ZM109 62V61H108ZM112 62V61H111ZM110 62V63H111ZM118 62V61H117ZM125 62V61H124ZM133 62V61H132ZM141 62V61H140ZM218 62V61H217ZM221 62V63H222ZM1 63V62H0ZM18 63H20L21 64V62H18ZM24 63V62H23ZM30 63V62H29ZM63 63V62H62ZM94 63V62H93ZM103 63V62H102ZM131 63V62H130ZM135 63H137V62H135ZM142 63V62H141ZM140 63V64H141ZM183 63V64H184ZM243 63H245V62H243ZM260 63V64H259ZM11 64V63H10ZM97 64V63H96ZM104 64V63H103ZM105 64H108V63H105ZM120 64V63H119ZM128 64V63H127ZM138 64V63H137ZM137 64H136V66H137ZM162 64V63H161ZM214 64V63H213ZM216 64V63H215ZM6 65V64H5ZM5 65H3L2 67L5 69L4 71L2 70V74H5V72L7 71V72H10L11 73V71H15V70H12V69H17V67L15 66L14 68H13V66H11V65H9V66H5ZM8 65V64H7ZM19 65V64H18ZM33 65V64H32ZM113 65V64H112ZM131 65V64H130ZM148 65V64H147ZM217 65V64H216ZM27 66H28V64H27ZM91 66H92V64H91ZM90 66V67H91ZM96 66V65H95ZM101 66V65H100ZM104 66H106V65H104ZM121 66V65H120ZM122 66H125V65H122ZM32 67V66H31ZM36 67H38V66H36ZM93 67V66H92ZM108 67V66H107ZM107 67H103L102 69V71H103V73H102V75H104L103 77H105L106 78V81L107 80H112V77H111V73H113V72H111L110 71V73H109V71H108V68ZM110 67V66H109ZM129 67V66H128ZM139 67V66H138ZM140 67H142L141 65H140ZM199 68V67H201V68H204V69H202V70H204L203 72H202V70L201 69H197L196 70V68ZM219 67V66H218ZM223 67V69H224V71H225V74L228 72H226V70H225V68ZM244 67V66H243ZM19 68V67H18ZM23 68V67H22ZM25 68V67H24ZM28 68V67H27ZM126 68V67H125ZM130 68V67H129ZM134 67H132V69H133ZM222 68V67H221ZM30 69V68H29ZM36 69V68H35ZM94 69V68H93ZM99 69H100V67H99ZM98 69V70H99ZM120 69V68H119ZM122 69V68H121ZM127 69V68H126ZM137 69V68H136ZM136 69H133V70H131V68H130V74L127 72V70H126V72H127V76L126 77H123V76H125V75H121L122 77L121 78H124L123 79V81L124 82H127V83H129V84H131V85H133V86H135L136 87V89H137V87L139 88V90L142 92V94H143V92L144 93H148L149 91H150V89L152 88H150L149 87V85L147 86V85H144V83H147L146 81L145 82H141V78L139 77L140 75H141V73H140V75H137V74H139V70L137 71ZM142 69V68H141ZM140 69V70H141ZM154 69H156V68H154ZM212 69V68H211ZM214 69V68H213ZM212 69V70H213ZM27 70V69H26ZM31 70V69H30ZM129 70V69H128ZM147 70V74L146 75H148V73H149V76L151 77V75H153V73H152V71H149L147 68L144 70V71H142L141 70V72H145ZM199 70H201L200 72H199ZM209 70H210V68H209ZM215 70V69H214ZM213 70V71H214ZM219 70V69H218ZM17 72H19V70H16ZM23 71V70H22ZM32 71V70H31ZM61 71V70H60ZM86 71V70H85ZM100 71V70H99ZM113 71V70H112ZM116 71V73L117 72H119L120 70H115ZM122 71V70H121ZM149 71V72H148ZM157 71V69L154 71V74L156 73V72H158ZM161 71V72H160ZM213 71H211V72H213ZM220 71H221V69H220ZM223 71V72H224ZM24 72V71H23ZM35 72H36V70H35ZM123 72V71H122ZM133 72V73H132ZM138 72V73H137ZM206 72V73H205ZM208 72H210V71H208ZM40 73V72H39ZM70 73V72H69ZM82 74H83V72H81ZM85 73V72H84ZM99 73V72H98ZM146 73V72H145ZM20 74V73H19ZM24 74V73H23ZM30 74V73H29ZM111 74V75H110ZM215 74V73H214ZM217 74V73H216ZM213 75V77L214 76H216V77H218V75ZM220 75H221V73H219ZM35 75V74H34ZM81 75V74H80ZM219 75V76H220ZM18 76V75H17ZM16 76V77H17ZM58 76V75H57ZM56 76V77H57ZM143 76H145L144 74H143ZM155 76V77H156ZM222 76V75H221ZM224 76V75H223ZM227 76V75H226ZM226 76H224V77H226ZM228 76H231V74L229 75L228 74ZM2 77V76H1ZM0 77V78H1ZM6 77V76H5ZM43 77V76H42ZM65 77H68V76H65ZM88 77V76H87ZM102 77V78H103ZM142 77V76H141ZM146 77V76H145ZM144 77V78H145ZM4 78V77H3ZM18 78H19V76H18ZM40 78V77H39ZM45 78V77H44ZM80 78V77H79ZM83 78V77H82ZM88 78H90V81H91V77H88ZM102 78H101V80H102ZM141 80H140V79ZM143 78V79H144ZM147 78V77H146ZM159 78H158V80H159ZM220 77H218V79H219ZM229 78V77H228ZM16 79V78H15ZM20 79V78H19ZM26 79V78H25ZM36 79V78H35ZM66 79V78H65ZM70 79V78H69ZM73 79V78H72ZM96 79V78H95ZM100 79V78H99ZM148 79V78H147ZM221 79V78H220ZM219 79V80H220ZM222 79H223V77H222ZM222 79L220 80V82L222 81ZM230 79V78H229ZM2 80V79H1ZM34 80V79H33ZM77 80V79H76ZM105 80V79H104ZM153 80V79H152ZM161 80V81H162ZM211 81L209 84H206V81ZM215 80V78H214V82L216 81ZM6 81V80H5ZM8 81H9V79H8ZM68 81V80H67ZM85 81H87V80H85ZM99 81V80H98ZM97 81V82H98ZM108 81V82H109ZM114 81H117V80H114ZM113 81V82H114ZM143 81V80H142ZM153 81H155V80H153ZM153 81H151V82H153ZM156 81H157V79H156ZM225 81H226V78H225ZM224 81V82H225ZM237 81V82H236ZM242 82V81H246V83H244V84H247V83H249V82H251V83H254L255 85H256V87L254 86V84H253V87H255V88H257V89H251V88H249V87H251V86H249V84H247V86H249L248 88L247 87H244V85H242L241 83H240V85L241 86H243L244 88H238V86L239 85H237V87H236V84L235 83H238V82ZM4 82V81H3ZM23 82V81H22ZM35 83H36V81H34ZM58 82V81H57ZM69 82H72V80L71 81H69ZM160 82V81H159ZM203 82H205V83H203ZM219 82V83H220ZM223 82V81H222ZM221 82V83H222ZM224 82H223V85H224ZM228 82H226V83H228ZM86 83V82H85ZM96 82H94V84H95ZM102 83V82H101ZM161 83V82H160ZM225 83V84H226ZM13 84V83H12ZM19 84H21V83H19ZM25 84V83H24ZM67 84V83H66ZM72 84H73V82H72ZM77 84V83H76ZM104 84V83H103ZM112 84H114V83H112ZM118 84V83H117ZM123 84V83H122ZM121 84V85H122ZM126 84V83H125ZM128 84V85H129ZM157 84H159V83H157ZM239 84V83H238ZM11 85V84H10ZM35 85V84H34ZM70 85V84H69ZM75 85V84H74ZM84 85V84H83ZM115 85V84H114ZM120 85V84H119ZM128 85H126V86H128ZM160 85V84H159ZM162 85V84H161ZM166 85V84H165ZM220 85V84H219ZM19 86V85H18ZM21 86V85H20ZM48 86V85H47ZM86 86V85H85ZM88 86V85H87ZM94 86V85H93ZM118 86V85H117ZM151 86V85H150ZM220 86H222V84L220 85ZM246 86V85H245ZM31 87V86H30ZM36 87H37V85H36ZM49 87V86H48ZM90 87V86H89ZM108 87V86H107ZM111 87V86H110ZM123 87H124V84H123ZM122 87V88H123ZM130 87V86H129ZM80 88V87H79ZM79 88H77V89H79ZM82 88V87H81ZM87 88V87H86ZM97 88V87H96ZM99 88H101V86L99 87ZM117 88H120V87H117ZM122 88L121 89H119L118 91H122L123 92V90H122ZM160 88H161V86H160ZM13 89V88H12ZM48 89V88H47ZM103 89V88H102ZM110 89V88H109ZM124 89V88H123ZM129 88L128 87H126L124 90H126V91H129L128 90ZM153 89V88H152ZM46 90V89H45ZM55 90V89H54ZM53 90V91H54ZM82 90V89H81ZM92 90V89H91ZM106 90V89H105ZM155 90V89H154ZM170 90V89H169ZM26 91V90H25ZM56 91H58L59 93H66V94H64V96H63V94L61 95L62 96V98L61 99H56V100H58L59 102L58 103H60V104H62L60 107L58 106V108L61 110V111H59L60 113H62V114H65V113H70V115H71V113L73 114L74 113V108L72 107H70V105L72 106V105H75L76 107L78 106V105H81V104H85V103H89V102H91V100H92V97H90L89 96V94L91 93V91L89 90V92L87 91V92H85V93H88L87 95L88 96H84V95H86V94H84L83 92L82 93H80L79 92V90L77 91L78 92V94H75L74 95V93H75V91H76V89L73 87V86H63V87H59V90L58 89H56ZM84 91H85V89H84ZM93 91V90H92ZM224 91V92H223ZM31 92V91H30ZM30 92H29V94H30ZM43 93H44V91H42ZM51 92V91H50ZM49 91L47 92V93H50ZM58 92H56V93H58ZM97 92V91H96ZM103 92V91H102ZM135 92V91H134ZM154 92V91H153ZM152 92V93H153ZM156 92V91H155ZM223 92V93H222ZM28 93V92H27ZM26 93V94H27ZM45 93H46V91H45ZM44 93V94H45ZM46 93V94H47ZM55 92L53 93V94H56ZM67 93L68 94H71L72 96L70 97V96H65V95H67ZM93 93V92H92ZM104 93V92H103ZM121 93V92H120ZM25 94V93H24ZM33 94H35L34 93V91H33ZM37 94V93H36ZM98 94V93H97ZM109 94V93H108ZM124 94V93H123ZM129 94V93H128ZM131 94V93H130ZM169 94H171V92H169ZM173 94V93H172ZM178 94V93H177ZM177 94H175V95H177ZM189 94V93H188ZM193 94H190V95H193ZM38 95V94H37ZM43 95V94H42ZM59 95V94H58ZM57 95V96H58ZM101 95V94H100ZM106 95V94H105ZM132 95H134L133 93H132ZM131 95V96H132ZM139 95V94H138ZM140 95H141V93H140ZM180 95V94H179ZM46 96H48V95H43L42 97L40 96V95H38L37 96V98L35 99V98H32V99H35L34 100V102L36 103V104H41V103H43V102H45L46 101ZM60 96V97H61ZM93 96V95H92ZM95 96V95H94ZM99 96V95H98ZM104 96V95H103ZM102 96V97H103ZM120 96V95H119ZM118 96V97H119ZM146 96V95H145ZM147 96H149V95H147ZM184 96V95H183ZM204 96V95H203ZM224 96H226V95H224ZM28 97V96H27ZM52 97V95L50 94L49 96H48V98H51ZM54 97H55V95H54ZM53 97V98H54ZM59 97V98H60ZM96 97V96H95ZM101 97V96H100ZM106 97V96H105ZM114 97H115V95H114ZM138 97V96H137ZM186 97V96H185ZM52 98V99H53ZM108 98V97H107ZM106 98V99H107ZM116 98V97H115ZM120 98V97H119ZM140 98V97H139ZM192 98V97H191ZM195 98V97H194ZM197 98L198 97H196V100H197ZM207 98V97H206ZM209 98V97H208ZM210 98H211V96H210ZM214 98V99H215ZM249 98V97H248ZM248 98H247V100H248ZM252 98V97H251ZM254 98H252L253 100H254ZM98 99V98H97ZM103 99V98H102ZM117 99V98H116ZM135 99V98H134ZM141 99H143V97H142V95H141ZM148 99V98H147ZM146 99V101H148ZM251 99V100H252ZM9 100V99H8ZM48 100V99H47ZM51 100V99H50ZM53 100H55V99H53ZM100 100V99H99ZM111 100V99H110ZM140 100V99H139ZM185 100H186V98H185ZM188 100V99H187ZM191 100V99H190ZM194 100V99H193ZM198 100H199V98H198ZM201 100H202V98H201ZM218 100V99H217ZM246 100V101H247ZM256 100H254V101H256ZM107 101V100H106ZM113 101V100H112ZM124 101V100H123ZM143 101V100H142ZM145 101V100H144ZM170 101V100H169ZM206 101H209L208 99L206 100ZM213 101V100H212ZM215 101V100H214ZM221 101V100H220ZM237 101V102H236ZM245 101V102H246ZM48 102V101H47ZM51 102V101H50ZM101 102H103V101H101ZM114 102V101H113ZM138 102V101H137ZM154 102V101H153ZM156 102V101H155ZM174 102V101H173ZM192 102V100L190 101V103ZM193 102H195V100L193 101ZM192 102V103H193ZM200 102V101H199ZM202 102V101H201ZM205 102V101H204ZM248 102V101H247ZM261 102V101H260ZM24 103V102H23ZM23 103L21 104V103H19V101H18V103H15L14 105H11L10 103H4V104H2L1 106H0V110H1V112L2 113H0V123H1V125H0V176H3V175H7V176H16V179H19L18 181L19 182H21V183H19V184H23V185H20V186H18V185H16L15 186V184H14V186L12 185V186H0V194L1 193H3L2 195H4V194H6V195H4V197H6V198H4L3 197V199H1L0 198V227H3L4 228V225H8L9 223L10 224H12V225H15L16 226V228L18 227V228H21L25 233H27V235H28V239H29V244L33 247V249L34 248H37V250L39 251V252H46V253H51V255H53V254H56V256L58 257L59 256V258L60 257H65L64 255H66V253L67 252H69L70 251V248L73 246H71L70 247V242L68 243V242H66V241H61V242H56V243H54V244H41V242H43L42 240H43V238L45 237V235L46 234H44V231H43V226L47 223V220L48 219H51V218H57V219H59V220H62V219H64V220H69L70 222H75L74 224L77 226V227H82L84 224H85V219H87V218H85V217H89L88 215H90V214H88V209H89V205L88 204H85V203H82V204H77V203H72V201H71V203L73 204L72 206L69 204L70 203V200L68 201V200H66L65 198L68 196V193L66 192V191H72L73 189L74 190H76L78 187H76V186H79V187H81L82 188V186H80V185H84V186H91V185H93L92 183H91V180H89V179H87V177L88 178H91V177H89V175L86 177V175H85V173H87L86 171L84 172V175L83 174H81V175H78V177L77 176H75V177H77V178H72V177H70L69 176V174H67V172H65V168L63 169V166H62V164L61 165H57V163H56V166H58V167H55V168H51L50 170H46L47 172H45L46 174H44L43 176H47L48 177V179L46 178L45 180L47 181H49V182H57V183H59V184H62L63 186H64V188L66 189V191H60L59 190V188H58V190H59V192H56L55 190H52L51 189V191H49L48 190V192H50L51 194V197L49 198V199H47V200H43V202L42 203H40V204H38V205H36V206H33V205H35V204H33L32 206H29V208L27 209V210H25L24 208H22V207H26V201H24V199H23V196L25 195V193L28 191V189H29V186H31V187H34V186H32V185H34V184H44L43 183V180H42V182L40 181V176L42 175L40 172H39V170H37L36 168H38V167H35V165L37 164V162L39 161L38 160V158H39V154H35L34 152H30L29 150H31L30 149V147L31 146H33V147H35L34 145H40L41 143H43V142H45V140H48V142L50 141V142H57V144L58 143H60V141H61V139H60V137H57V135H55V134H47V136L48 137H42V135H40V131H42V130H44V132H46V130L49 128V125H48V123L46 124V123H41V124H39V125H37V126H33V125H31L32 127H30V131H29V134H32V141L31 142H28V144L26 143V144H24V142L23 143H21V144H23V146L21 145V150H22V148L24 147V149H26V152H27V150H28V154H26V155H28V158H26V160L25 159H23V157L21 158V157H12V159H9V157L7 158V152L4 150L5 149V146H3L2 147V141L4 140V138L5 137H7V133H12V134H15L14 132H16V130L18 129V126H21L20 124H21V121L23 120V122H24V118L26 117L25 115H27V110H28V112H29V109H28V106H25V105H23ZM56 103H57V101H56ZM92 103V102H91ZM95 103V102H94ZM104 103H105V101H104ZM119 103V102H118ZM138 103H143V102H138ZM163 103V102H162ZM179 103V102H178ZM183 103V102H182ZM209 103H210V101H209ZM215 103V102H214ZM239 103V104H240ZM258 103V102H257ZM47 104H49V103H47ZM102 104V103H101ZM111 104V103H110ZM127 104V103H126ZM177 104V103H176ZM184 104V103H183ZM212 104V103H211ZM210 104V105H211ZM216 105L217 104H219V103H215ZM228 104V105H227ZM251 104V103H250ZM256 104V103H255ZM262 104H263V102H262ZM28 105V104H27ZM43 105V104H42ZM55 105V104H54ZM86 105V104H85ZM103 105V104H102ZM101 105V106H102ZM132 105H136V103L134 104H132ZM140 105V104H139ZM138 105V107H141V106H139ZM141 105H143V104H141ZM164 105V104H163ZM168 105V104H167ZM170 105V104H169ZM184 105H186V104H184ZM194 105V104H193ZM199 105V104H198ZM209 105V106H210ZM213 105V104H212ZM246 105H248V104H246ZM41 106V105H40ZM47 106H50V105H47ZM94 106V105H93ZM100 106V107H101ZM105 106V105H104ZM117 106V105H116ZM126 106V105H125ZM129 106V105H128ZM137 106V105H136ZM136 106H133V108L134 107H136ZM150 106V105H149ZM183 106V105H182ZM195 106V105H194ZM196 106H197V104H196ZM206 106H207V104H206ZM220 106H222V105H220ZM237 106V105H236ZM241 106V105H240ZM243 106V105H242ZM257 106V107H256ZM259 106H262V108H263V105H259ZM258 105H255L254 107V110L256 109V112L258 111L259 113H261L262 115H263V117H262V115H260L259 116V113H256V115L257 116H259L260 118H264V109H261L260 107H259ZM91 107V106H90ZM103 107V106H102ZM146 107H148V106H146ZM156 107V106H155ZM168 107V106H167ZM171 107H172V105H171ZM175 107V106H174ZM179 107H180V105H179ZM188 107V106H187ZM193 107V106H192ZM211 107V106H210ZM249 107H251V105L249 106ZM248 107V108H249ZM259 107V108H258ZM39 108H41V107H39ZM38 108V109H39ZM79 108V107H78ZM107 108V107H106ZM122 108H123V104H122ZM130 108V107H129ZM184 108H186V107H184ZM201 108V107H200ZM215 108V107H214ZM219 108H221V107H219ZM236 108V109H235ZM252 108V107H251ZM250 108V109H251ZM58 109V110H59ZM142 109V108H141ZM150 109V108H149ZM153 109V108H152ZM158 109H159V107H158ZM171 109V108H170ZM212 109V108H211ZM227 109L226 110H224V111H227ZM35 110V109H34ZM86 110V109H85ZM89 110V109H88ZM126 110V109H125ZM137 110V109H136ZM144 110V109H143ZM142 110V111H143ZM165 110V109H164ZM214 110V109H213ZM218 110V109H217ZM252 110H253V108H252ZM99 111V110H98ZM101 111H103V110H101ZM106 111V110H105ZM153 111V110H152ZM155 111V110H154ZM172 111V110H171ZM169 112L170 114H171V117H173V118H180V117H182V118H184L185 119V122L187 121L188 123H190L191 124V126H192V123H193V125H195V127H198V128H201L202 129V127H203V129H206V130H208V128H209V124H211V122H210V120H209V117L207 116V115H209V114H207L206 112L204 113V111L202 112V109L201 110H198V108H197V110H196V108L195 109H192L191 107L188 109V111L186 110H184V111H182V108H181V110H178V109H176V110H174L173 109V111L172 112ZM222 111V110H221ZM250 111V110H249ZM5 112H8V115H6V113ZM39 112V111H38ZM85 112V111H84ZM92 112V111H91ZM125 112H127V111H125ZM162 112V111H161ZM167 112V111H166ZM227 112V113H228ZM236 112V113H237ZM31 113V112H30ZM44 113H46V112H44ZM49 113V112H48ZM95 113H96V111H95ZM105 113V112H104ZM109 113V112H108ZM107 113V114H108ZM133 114H135V115H137V113H135V111L134 112H132ZM145 113V112H144ZM143 113V114H144ZM150 113H152V112H150ZM213 114H214V111L212 112ZM222 113V112H221ZM224 113V112H223ZM226 112H225V114H227ZM232 114L231 115H233V114H236V113H233V112H231ZM248 113H250V112H247V113H245L244 112V114H246V115H243L242 113H241V115H237L238 117H234L233 116V118H236V119H233L232 118V116H231V118L229 117V115H225V119H227V120H230V119H232V120H235L236 122H238L240 125H237V127L239 126V131H241V133L242 132H245L246 134H242L243 136H241V134L240 135H234V136H228V137H222L221 138V140L217 137H215V136H213V137H210V136H212V134L208 137H206V135L204 134V135H202V137L200 136V137H197L196 138V136L194 137V138H196L197 139V142H196V148L195 149H197V157L199 156V160L197 161V162H212V161H215L216 162V165L218 164V165H224V166H226L227 168L226 169H228V172L230 173H228L229 174V179L227 180V179H225V180H223L222 182H225V184H224V186H219L220 184H215L214 183V181L213 180H209V181H211V182H213V183H210V182H208L207 180H206V175H205V179L203 178L202 180V184L203 185H200V183H198L197 182V184L202 188V186L205 188V190H198V189H195V188H192V189H195L194 191H192L191 189H189V187L187 188H185L184 186H185V184L182 186V187H180L181 189H178V193H179V195L181 196V198L182 197H189V200H186V199H184L183 201H184V203L183 202H181V203H183V204H181L182 205V207H184L185 208V206H190L189 208L190 209H193L194 210V208H195V212H193V210H191L192 211V215L191 216H189V217H180V219L178 218V222H180V226H177L178 228H180L181 229V231H180V233H178L179 235H178V238L179 239H177L176 238V240H178V244H175V246H176V248H174V243H172V241L174 242L175 241V239L174 240H170V237H168L169 238V240L166 238V240H164V241H162L161 243H160V246L163 248V246H164V248H163V251L164 252H162L161 253V251H160V253H161V258L162 259H164L165 260V264H168L167 262H169V264H264V120L263 119H261V121H259L260 119L258 118L255 122H254V120L253 119H251L252 118V116H247V114ZM254 113V114H255ZM92 114V113H91ZM101 114V113H100ZM110 114H112V112L110 113ZM110 114H108V115H110ZM124 114V113H123ZM161 114V113H160ZM31 115V114H30ZM65 115H68V114H65ZM74 115V114H73ZM89 115V114H88ZM88 115H86V117L88 116ZM126 115V114H125ZM223 115V114H222ZM253 115V114H252ZM32 116H34V115H32ZM38 117L40 116V115H37ZM45 116V115H44ZM82 116V115H81ZM81 116H79V117H81ZM97 116V115H96ZM100 116H102V115H100ZM117 118L116 119H118V118H120V120H122L121 118H123L124 119V121L126 122V123H128V125H132L133 124V121H131V120H128V119H126L125 117H124V115L122 116L120 113H117V115H115ZM130 116H132V115H130ZM167 116V115H166ZM210 116V115H209ZM236 116V115H235ZM255 116V115H254ZM35 117V116H34ZM61 117V116H60ZM76 117V116H75ZM78 117V118H79ZM106 116L104 115V119H106L105 118ZM213 117H215V116H213ZM45 118V117H44ZM77 118V120H79ZM85 118V117H84ZM100 118V117H99ZM133 118V117H132ZM143 118V117H142ZM33 119V118H32ZM38 119V118H37ZM62 119H63V117H62ZM66 119H67V116H66ZM66 119H64V120H66ZM73 119V118H72ZM71 119V120H72ZM76 119V118H75ZM75 119H73L74 121H75ZM134 119V118H133ZM148 119V118H147ZM156 119V118H155ZM160 119V118H159ZM165 119H167V118H165ZM217 119V118H216ZM27 120V119H26ZM57 120V119H56ZM59 120H60V118H59ZM67 120H69V119H67ZM98 120V119H97ZM143 120V119H142ZM154 120V119H153ZM161 120H162V118H161ZM178 120V119H177ZM180 120H182V119H180ZM231 120V121H232ZM33 121H35L34 119H33ZM49 121V120H48ZM80 121H81V119H80ZM104 121V120H103ZM115 121V120H114ZM156 121V120H155ZM167 121V120H166ZM179 121V120H178ZM191 121H193V122H191ZM22 122V123H23ZM38 122V121H37ZM57 122V121H56ZM113 122V121H112ZM141 122V121H140ZM139 122V123H140ZM154 122V121H153ZM171 122V121H170ZM183 122V121H182ZM228 122V121H227ZM28 123H30L29 121H28ZM32 123V122H31ZM40 123V122H39ZM50 123V122H49ZM71 123V122H70ZM70 123H68V124H70ZM95 123V122H94ZM162 123H164L163 121H162ZM167 123H168V121H167ZM166 123V124H167ZM173 123H175V122H173ZM187 123V124H188ZM222 123H224V122H222ZM34 124V123H33ZM56 124H58V122L56 123ZM65 124H67V123H65ZM87 124V123H86ZM85 124V125H86ZM109 124H111V123H109ZM135 124H137L136 123V121H135ZM151 124V123H150ZM153 124V123H152ZM156 124V123H155ZM230 124V123H229ZM232 124V123H231ZM62 125V124H61ZM81 125V124H80ZM83 126H84V124H82ZM81 125V126H82ZM114 125H115V123H114ZM117 125V124H116ZM212 125V124H211ZM214 125V124H213ZM69 126V125H68ZM76 126V125H75ZM83 126H82V129H83ZM93 126V125H92ZM133 126V125H132ZM131 126V128H133ZM140 126V125H139ZM146 126H147V124H146ZM153 126V125H152ZM156 126H158V125H156ZM163 126V125H162ZM172 126V125H171ZM177 126V125H176ZM219 126V125H218ZM230 126V125H229ZM26 127H27V125H26ZM60 127H62V126H60ZM70 127V126H69ZM100 127V126H99ZM104 127H106V126H104ZM108 127V126H107ZM127 127V126H126ZM135 127H136V125H135ZM134 127V128H135ZM142 127L143 126H141V127H139V128H141L142 129ZM150 127V126H149ZM160 127V126H159ZM195 127H192V131L193 130H197V128L195 129ZM236 127V126H235ZM22 128V127H21ZM24 128V127H23ZM28 128V127H27ZM63 128V127H62ZM64 128H65V126H64ZM71 128V127H70ZM86 128V127H85ZM92 128V127H91ZM112 128V127H111ZM116 128V127H115ZM125 128V127H124ZM130 128V129H131ZM148 128V127H147ZM156 128V127H155ZM179 128V127H178ZM182 128V127H181ZM190 128V127H189ZM231 128V127H230ZM67 129V128H66ZM74 129V128H73ZM79 129V128H78ZM77 129V130H78ZM93 129V128H92ZM101 129V128H100ZM129 129V130H130ZM146 129V128H145ZM165 129V128H164ZM169 129V128H168ZM217 129H218V127H217ZM237 129V128H236ZM50 130V129H49ZM128 130V131H129ZM144 130V129H143ZM152 130V129H151ZM154 130V129H153ZM156 130V129H155ZM154 130V131H155ZM170 130H171V128H170ZM173 130L174 129H172V132H173ZM179 130V129H178ZM206 130H202V131H206ZM220 130V129H219ZM19 131V130H18ZM21 131V130H20ZM19 131V132H20ZM27 131V130H26ZM25 131V132H26ZM57 131H59V130H57ZM94 131V130H93ZM108 131H110V130H108ZM107 131V132H108ZM121 131H123V130H121ZM135 131V130H134ZM137 131V130H136ZM142 131V130H141ZM177 131V130H176ZM181 131V130H180ZM189 131V130H188ZM211 131V130H210ZM215 131V130H214ZM221 131V130H220ZM230 131H231V129H230ZM22 132V131H21ZM23 132H24V130H23ZM23 132H22V134H23ZM28 132V131H27ZM51 132H52V129H51ZM106 132V131H105ZM112 131H110V132H108L109 134L111 133ZM124 132V131H123ZM163 132V131H162ZM167 132V131H166ZM170 132V131H169ZM169 132H167V134L169 133ZM174 132H175V130H174ZM195 132V131H194ZM213 132V131H212ZM225 132V131H224ZM47 133V132H46ZM73 133V132H72ZM77 133V132H76ZM113 133V132H112ZM125 133V132H124ZM146 133V132H145ZM153 133V132H152ZM183 133V132H182ZM189 133H190V131H189ZM198 133H199V130H198ZM223 133V132H222ZM227 133V132H226ZM225 133V134H226ZM62 134V133H61ZM117 134V133H116ZM119 134V133H118ZM147 134V133H146ZM145 134V135H146ZM166 134V133H165ZM171 134V133H170ZM169 134V135H170ZM174 134V133H173ZM178 134H180V133H178ZM186 134V133H185ZM194 134H196V133H194ZM214 135H215V133H213ZM19 135L20 134H17V132H16V136H17V138H19ZM91 135V134H90ZM97 135V134H96ZM103 135V134H102ZM106 134H104V136H105ZM115 135V134H114ZM121 135H123L122 133H121ZM144 135V134H143ZM150 135V134H149ZM159 135V134H158ZM176 135V134H175ZM232 135V134H231ZM9 136V135H8ZM20 136H22L23 137V135H20ZM59 136V135H58ZM100 136V135H99ZM104 136H103V138H104ZM107 136V135H106ZM110 136H111V134H110ZM116 136V135H115ZM148 136V135H147ZM157 136V135H156ZM164 136V135H163ZM163 136H161L162 138H163ZM180 136V135H179ZM198 136V135H197ZM10 137V136H9ZM11 137H13V136H11ZM15 137V136H14ZM24 137H27V135H24ZM23 137V138H24ZM29 137V136H28ZM68 137V136H67ZM90 137V136H89ZM112 137V136H111ZM114 137V136H113ZM117 137H119V136H117ZM140 137V136H139ZM174 137V136H173ZM172 136H170V138H173ZM178 137V136H177ZM186 137V136H185ZM190 137H192V136H190ZM70 138V137H69ZM74 138V137H73ZM123 138V137H122ZM144 138V137H143ZM142 137H141V139H143ZM187 138V137H186ZM15 139V138H14ZM87 139V138H86ZM105 139V138H104ZM108 139V138H107ZM112 139V138H111ZM157 139V138H156ZM160 139V138H159ZM192 139V138H191ZM21 140H22V138H21ZM29 140V139H28ZM64 140V139H63ZM84 140V139H83ZM102 140V139H101ZM97 141L96 143H95V145H94V143H93V146H90V150H88L89 152H91L95 157H97L96 159L97 160H99V161H101V160H103V162H102V166H101V168L103 169V171L106 173V175L108 176L107 177V179H103L104 181H102V183L101 184H99V186L98 187H100V188H105V189H112V187L114 186L113 184H116V185H119V186H122L123 187V185L124 186H126L127 188H129V189H132V190H134V191H136L137 189L139 190V187H140V183H145V179H148V178H146L147 176H146V173H145V171L143 172V171H140V169H138V167L140 168V166H141V168L142 169H144L143 168V166L142 165H144V166H149L150 164H153V162L154 161H156V158L158 157H156V158H154V157H151V155L148 157V158H145V159H143L142 160V165H140V166H138V167H133L134 169V171H131V172H134V175L133 176H131L130 178L128 177L129 175V173L126 175L129 179L126 181H124V180H122L123 178H125V177H123L122 176V170H123V167L125 166H123L121 163H119V162H117V159L118 158H120V157H122V159L124 158H127V159H129V158H131L132 156H131V152L129 153V151L128 150H125L124 149V151L122 150V152L121 153H118V154H109V153H105V151H104V149H105V147H106V142L104 141V143H103V141ZM123 140H125L124 142L123 141H121L120 139L119 140H117V141H115L114 142V144L116 143V146H117V144H121V145H129L130 146V144L133 146V147H135L137 150H142L143 148H144V144H142V142L140 143L139 142V140H138V138L136 137V133H134V132H130V133H127V135L125 136V139H123ZM153 140V139H152ZM151 140V141H152ZM11 141V140H10ZM18 141V140H17ZM20 141V140H19ZM71 141V140H70ZM69 141V142H70ZM88 141V140H87ZM141 141V140H140ZM162 141V140H161ZM168 141V140H167ZM191 141V140H190ZM190 141H188V142H190ZM243 142V144H242V142ZM4 142V141H3ZM47 142V143H48ZM64 142V141H63ZM78 142V141H77ZM80 142V141H79ZM111 142V141H110ZM148 142V141H147ZM241 142V143H240ZM5 143V142H4ZM87 143V142H86ZM144 143V142H143ZM164 143V142H163ZM168 143V142H167ZM169 143H174L176 146H177V148L179 149H184L185 147V145L183 144V142L182 141H180L179 139H171V140H169ZM240 144V146L238 145V148H236V150H234V151H231V149L229 148V146H233V144ZM18 144V145H19ZM44 144V143H43ZM42 144V145H43ZM52 144V143H51ZM50 144V145H51ZM62 144V143H61ZM90 144V143H89ZM89 144H87V145H89ZM194 144V143H193ZM231 144V145H230ZM5 145V144H4ZM45 145H46V143H45ZM60 145V144H59ZM85 145V144H84ZM113 145V144H112ZM111 145V146H112ZM171 145V144H170ZM188 145H189V143H188ZM190 145H191V142H190ZM190 145H189V147H190ZM7 146V145H6ZM56 146H58V145H56ZM55 146V147H56ZM61 146V145H60ZM65 146V145H64ZM161 146H163V145H161ZM166 146V145H165ZM168 146V145H167ZM173 146V145H172ZM237 146V145H236ZM59 147V146H58ZM115 147V146H114ZM184 147V148H183ZM194 147V146H193ZM192 147V148H193ZM235 147V146H234ZM43 148H44V146H43ZM123 148V147H122ZM129 148V147H128ZM160 148V147H159ZM165 148V147H164ZM168 148H169V146H168ZM187 148V147H186ZM233 148V147H232ZM14 149V148H13ZM49 149H51V148H49ZM75 149H76V147H75ZM134 149V148H133ZM132 149V150H133ZM150 149V148H149ZM154 149H155V147H154ZM167 149V148H166ZM178 149H175V150H177L178 151ZM42 150H44V149H42ZM52 150H54V149H51V151ZM57 150H58V148H57ZM72 150V149H71ZM71 150H70V153H71ZM113 150V149H112ZM119 150V149H118ZM189 150V149H188ZM191 150V149H190ZM233 150V149H232ZM10 151H12V150H10ZM15 151H17V150H15ZM24 151V150H23ZM33 151V150H32ZM39 151V150H38ZM46 151V150H45ZM55 151H56V149H55ZM67 151V150H66ZM73 151V150H72ZM78 151V153L80 154V152H81V150L79 151V150H77ZM120 151V150H119ZM159 151V150H158ZM171 151H173V150H171ZM176 151V152H177ZM183 151V150H182ZM193 151V150H192ZM9 152V151H8ZM18 152V151H17ZM42 152V151H41ZM83 152V151H82ZM108 152V151H107ZM136 152V151H135ZM135 152H133V154L135 153ZM148 152V151H147ZM151 152V151H150ZM163 152V151H162ZM190 152V151H189ZM196 152H195V154H196ZM38 153V152H37ZM52 153V152H51ZM55 153V152H54ZM53 153V154H54ZM57 153V152H56ZM76 153V152H75ZM115 153V152H114ZM140 153V152H139ZM138 153V154H139ZM149 153V152H148ZM152 153V152H151ZM150 153V154H151ZM161 153V152H160ZM169 153H171V152H169ZM173 153V152H172ZM199 153V154H198ZM12 154V153H11ZM19 154V153H18ZM17 154V155H18ZM25 154V153H24ZM44 154V153H43ZM162 154V153H161ZM178 154V156H177V158L179 157V158H181L180 160H182V157H183V154L182 153H180V152H178L177 153ZM176 154V155H177ZM186 154V153H185ZM185 154H184V159H185ZM63 155V154H62ZM65 155V154H64ZM78 155V154H77ZM77 155H75V156H77ZM92 155V156H93ZM145 155H146V153H145ZM164 155H165V153H164ZM169 155V154H168ZM225 155H227L228 156V161L226 162L224 159H226V158H223ZM16 156V155H15ZM48 156V155H47ZM58 156V155H57ZM65 156H68V155H65ZM74 156V155H73ZM73 156H71V157H73ZM136 156V155H135ZM140 156V155H139ZM162 156V155H161ZM172 156V155H171ZM49 157H50V154H49ZM60 157V156H59ZM58 157V158H59ZM83 157H85V156H83ZM91 157V156H90ZM176 157V156H175ZM189 157V156H188ZM194 157V156H193ZM44 158V157H43ZM47 158V157H46ZM61 158V157H60ZM88 158V157H87ZM133 158V157H132ZM131 158V159H132ZM195 158V157H194ZM8 159V160H7ZM40 159V158H39ZM45 159V158H44ZM55 159V158H54ZM64 159V157H62V160ZM93 159V158H92ZM121 159V160H122ZM159 159V158H158ZM158 159H157V161H158ZM172 159V158H171ZM197 159V158H196ZM58 160V159H57ZM61 160V159H60ZM69 160V159H68ZM78 160V162H80V161H84V160H82V158H80V156L79 157H77L76 159H74V160H71V162H76ZM96 160V161H97ZM163 160H165L166 161V159H159V161L161 162V161H163ZM195 160V159H194ZM227 160V159H226ZM6 161H8L6 164H8V165H5V162ZM115 161L117 162V163H115ZM118 161H120V160H118ZM123 161V160H122ZM178 161V160H177ZM185 161V160H184ZM183 161V162H184ZM52 162V161H51ZM66 162H68V161H66ZM70 162V161H69ZM68 162V163H69ZM88 162V161H87ZM86 162V163H87ZM127 162V161H126ZM131 162H133V161H131ZM130 162V163H131ZM187 162V161H186ZM195 162V161H194ZM10 163V164H9ZM39 163V162H38ZM41 163V162H40ZM49 163V162H48ZM59 163V162H58ZM77 163V162H76ZM139 163V162H138ZM156 163V162H155ZM172 163V162H171ZM181 163V162H180ZM188 163V162H187ZM199 163L197 164L198 166H199ZM47 164V163H46ZM67 164V163H66ZM65 164V165H66ZM125 164V163H124ZM133 164V163H132ZM137 164V163H136ZM135 164V165H136ZM159 164V163H158ZM165 164V163H164ZM191 164H192V162H191ZM213 164V163H212ZM64 165V166H65ZM74 165V164H73ZM128 165H129V163H128ZM134 165V164H133ZM138 165V164H137ZM180 165H182V164H180ZM184 165V164H183ZM9 168H8V167ZM44 166H47V165H44ZM43 166V167H44ZM86 166H91V164L90 165H86ZM85 166V168H87ZM95 166V165H94ZM156 166V165H155ZM173 166V165H172ZM187 166V165H186ZM66 167V166H65ZM69 167V166H68ZM83 167V166H82ZM81 167V168H82ZM152 167V165H150V168ZM154 167V166H153ZM171 167V166H170ZM178 167V166H177ZM189 167V166H188ZM196 167V166H195ZM10 168H16L15 170H19V169H21L22 171V173L20 172H17V171H14V169H10ZM70 168V167H69ZM84 168V167H83ZM155 168V167H154ZM162 168V167H161ZM201 168V167H200ZM211 168V167H210ZM220 168V167H219ZM219 168H217V169H219ZM78 169V168H77ZM95 169V168H94ZM131 169V168H130ZM149 169V168H148ZM173 169H174V167H173ZM184 169V168H183ZM66 170H67V168H66ZM81 170V169H80ZM99 170V169H98ZM145 170V169H144ZM170 170H172V169H170ZM179 170H180V168H179ZM193 170V169H192ZM216 170V169H215ZM224 170V169H223ZM36 171H38L40 174H38V176L40 177H38L37 175H36ZM74 171V170H73ZM78 171H79V169H78ZM90 171V170H89ZM102 171V170H101ZM152 171V170H151ZM165 171V170H164ZM43 172V171H42ZM69 172V171H68ZM82 172V171H81ZM93 172V171H92ZM128 172V171H127ZM153 172V171H152ZM191 172V171H190ZM79 173V172H78ZM102 173V172H101ZM124 173H125V169H124ZM169 173V172H168ZM188 173V172H187ZM195 173V172H194ZM194 173H193V175H194ZM75 174V173H74ZM99 174V173H98ZM103 174V173H102ZM133 174V173H132ZM176 174V173H175ZM178 174V173H177ZM181 174V173H180ZM196 174V173H195ZM213 174V173H212ZM70 175H73V173L72 174H70ZM76 175H77V173H76ZM100 175V174H99ZM151 175V174H150ZM154 175V174H153ZM179 175V174H178ZM190 175H192V174H190ZM222 175V174H221ZM225 175V174H224ZM101 176V175H100ZM125 176V175H124ZM201 176V175H200ZM226 176V175H225ZM224 176V177H225ZM18 177V178H17ZM96 177V176H95ZM94 177V178H95ZM102 177H103V175H102ZM149 177V176H148ZM155 177H156V175H155ZM165 177V176H164ZM163 177V175H162V178H164ZM168 177H170V176H168ZM167 177V178H168ZM177 177V176H176ZM180 177V176H179ZM194 177H195V175H194ZM212 177V176H211ZM219 177H220V175H219ZM3 178V177H2ZM7 178V177H6ZM14 179H15V177H13ZM153 178V177H152ZM167 178H166V180H167ZM184 179H185V177H183ZM210 177H208V179H209ZM213 178H215V177H213ZM8 179V178H7ZM100 179H101V177H100ZM126 179V178H125ZM149 179H151V178H149ZM172 179V178H171ZM181 179H182V177H181ZM183 179V180H184ZM196 179H197V177H196ZM3 180V179H2ZM102 180V179H101ZM179 180V179H178ZM216 180H218V179H216ZM215 180V181H216ZM7 181V180H6ZM5 181V182H6ZM47 181V182H48ZM99 181V180H98ZM121 181H123V182H121ZM154 181V180H153ZM187 181V180H186ZM10 182V181H9ZM12 182V181H11ZM15 182V181H14ZM14 182H12V183H14ZM157 182V181H156ZM172 182V181H171ZM200 182V181H199ZM217 182V181H216ZM220 182H221V179H220ZM222 182H221V184H222ZM7 183V182H6ZM148 182H146V184H147ZM159 183V182H158ZM162 183V182H161ZM180 183V182H179ZM4 183H2L1 185H3ZM39 184V185H40ZM46 184H48V183H46ZM50 184V183H49ZM168 184V183H167ZM171 184V183H170ZM175 184H177V182L175 183ZM195 184V183H194ZM45 185V184H44ZM96 185V184H95ZM145 185V184H144ZM149 184H147V186H148ZM155 184H153V186H154ZM178 185V184H177ZM188 186L190 185V184H187ZM186 185V186H187ZM47 186V185H46ZM45 186V187H46ZM83 186V187H84ZM146 186V185H145ZM153 186H152V188H153ZM156 186V185H155ZM175 186V185H174ZM197 186V185H196ZM41 187H43V186H41ZM41 187H39V188H41ZM93 187V186H92ZM157 187V186H156ZM176 187H178V186H176ZM191 187V186H190ZM193 187V186H192ZM35 188V187H34ZM38 188V186L35 188V189H37ZM38 188V189H39ZM47 188V187H46ZM76 188V189H75ZM80 188V189H81ZM159 188H164V187H159ZM172 188V187H171ZM203 188V189H204ZM104 189V190H105ZM116 189V188H115ZM165 189H166V187H165ZM34 190V189H33ZM45 190V189H44ZM57 190V191H58ZM73 190V191H74ZM145 190V189H144ZM163 190V189H162ZM161 190V191H162ZM170 190V189H169ZM174 190H176V189H174ZM78 191V190H77ZM80 191V190H79ZM83 191V190H82ZM133 191V192H134ZM149 191V190H148ZM158 191V190H157ZM156 191V193H159L160 194V192H157ZM173 191V190H172ZM37 192V191H36ZM41 192V191H40ZM86 192V191H85ZM90 192H91V190H90ZM95 192H98V191H95ZM109 192V191H108ZM116 192V191H115ZM118 193H120L121 194V192H119V191H117ZM125 192H127V191H125ZM129 192V191H128ZM139 192V191H138ZM143 192V191H142ZM165 192H166V190H165ZM31 193V192H30ZM29 193V194H30ZM100 193V192H99ZM105 193V192H104ZM104 193L102 194V195H104ZM118 193H116V194H118ZM162 193V192H161ZM170 193V192H169ZM175 193H176V191H175ZM24 194V195H23ZM43 194H46V193H43ZM42 194V195H43ZM70 194V193H69ZM84 194V193H83ZM95 194V193H94ZM93 194V195H94ZM116 194H114V195H116ZM134 194H136V193H134ZM141 194V193H140ZM163 194H165V193H163ZM173 194V193H172ZM23 195V196H22ZM33 195V194H32ZM31 195V196H32ZM71 195V194H70ZM86 195V194H85ZM109 195V194H108ZM122 195H123V193H122ZM131 195V194H130ZM137 195V194H136ZM1 196V195H0ZM30 196V197H31ZM38 196V195H37ZM57 196H59V199L61 198V197H64V198H61L60 200H58L56 197ZM73 196V195H72ZM81 196V195H80ZM83 196V195H82ZM95 196H96V194H95ZM105 196V195H104ZM117 196V195H116ZM121 196V195H120ZM119 196V197H120ZM127 196V195H126ZM151 193L150 194H148V192L147 193H145V194H143L140 198H136V199H134V197H129L128 196V198H124V199H122V200H131L132 199V202L135 204V206H137V207H143V205L145 206L146 204H148V200L150 199V198H152L153 196H151ZM160 196H162L161 194H160ZM165 196V195H164ZM171 196V195H170ZM25 197V196H24ZM39 197V196H38ZM45 197H47V196H45ZM45 197H41L42 199L43 198H45ZM91 197V196H90ZM107 197V196H106ZM111 197V196H110ZM115 197V196H114ZM166 197V196H165ZM173 197V196H172ZM25 198H27V197H25ZM29 198V197H28ZM33 198H35V197H33ZM79 198V197H78ZM77 198V199H78ZM81 198V197H80ZM88 198V197H87ZM118 198V197H117ZM116 198V199H117ZM167 198V197H166ZM30 199V198H29ZM63 199V200H62ZM71 199V198H70ZM82 199V198H81ZM89 200H90V198H88ZM114 199V198H113ZM161 199V198H160ZM175 199V198H174ZM173 199V200H174ZM99 201H101L100 200V198L98 199ZM97 200V201H98ZM107 200V199H106ZM121 200V201H122ZM176 200V199H175ZM30 201V200H29ZM32 201V200H31ZM37 201H38V199H37ZM104 201V200H103ZM109 201V200H108ZM107 201V202H108ZM119 201V200H118ZM117 201V202H118ZM124 201H122V202H124ZM158 201V200H157ZM167 201V200H166ZM172 201V200H171ZM171 201H169V202H171ZM41 202V201H40ZM82 202V201H81ZM80 202V203H81ZM120 202V201H119ZM131 202V203H132ZM168 202V201H167ZM173 202V201H172ZM87 203H88V201H87ZM93 203V202H92ZM95 203V202H94ZM126 203H128V202H126ZM160 203V202H159ZM161 203H162V201H161ZM166 203V202H165ZM178 203V202H177ZM30 204H31V202H30ZM97 204H99V203H97ZM111 204H114V206H113V208L112 209H114V210H112L113 211V213L115 214V216L116 215H120L121 217H122V215H125L126 213H127V211H126V209L124 208V205H118L117 203L115 204V203H112L111 202ZM150 204V203H149ZM152 204H153V202H152ZM169 204V203H168ZM167 204V205H168ZM172 204V203H171ZM174 204V203H173ZM29 205V204H28ZM27 205V206H28ZM94 205V204H93ZM100 205V204H99ZM106 205V204H105ZM110 205V204H109ZM108 205V206H109ZM170 205V204H169ZM178 205V204H177ZM191 205H192V207H193V205H194V207L192 208L191 207ZM98 206V205H97ZM96 206V207H97ZM111 206V205H110ZM134 206V205H133ZM151 206H153V205H151ZM158 206V205H157ZM173 206V205H172ZM92 206H90V208H91ZM96 207H94V208H96ZM104 207V206H103ZM136 207V208H137ZM140 207V208H141ZM27 208V207H26ZM75 209V211L73 210V209ZM98 209H99V207H97ZM107 208V207H106ZM109 209H110V207H108ZM135 208V207H134ZM164 208H165V206H164ZM163 208V209H164ZM198 208V211L196 212V209ZM74 211H72V210ZM102 209V208H101ZM104 209V208H103ZM108 209V210H109ZM154 209V208H153ZM159 209V208H158ZM161 209V208H160ZM186 209H187V207H186ZM136 210V209H135ZM139 210V209H138ZM166 210H168V209H166ZM165 210V211H166ZM171 210V209H170ZM169 210V211H170ZM183 210V209H182ZM189 210V209H188ZM133 211V210H132ZM179 211V210H178ZM190 211V212H191ZM89 212H90V210H89ZM137 212V211H136ZM140 212V211H139ZM139 212H137V213H139ZM148 212V211H147ZM156 212V211H155ZM171 212V211H170ZM179 212H181V211H179ZM93 214H91V216L87 219L89 222L91 221V222H95V220L97 221V219H107V218H109L110 216H112V215H110L109 213H107V212H105V211H103L102 210V212L101 211H99V210H97V209H94V211L92 212ZM111 213V212H110ZM112 213V214H113ZM133 213H135V212H133ZM133 213H132V215H133ZM163 213H165V212H163ZM175 213V212H174ZM184 213V212H183ZM113 214V215H114ZM130 214H131V212H130ZM177 214H178V212H177ZM182 214V213H181ZM186 214V213H185ZM191 214V213H190ZM174 215V214H173ZM173 215H172V217H173ZM189 215V214H188ZM146 216H148L147 214H146ZM160 216H162V215H160ZM168 216V215H167ZM171 216V215H170ZM139 217V216H138ZM175 217V216H174ZM178 217V216H177ZM155 218V217H154ZM166 218V217H165ZM171 218V217H170ZM188 218V219H187ZM55 219H54V221H55ZM83 219L85 220L84 222H83ZM114 219H116V218H114ZM121 219H124V218H121ZM126 219V218H125ZM134 219V218H133ZM174 219V218H173ZM229 219V221H227V223L225 224V226L222 228V226L219 228V227H214V226H219L218 224L220 223L221 224V222L223 221V220H228ZM52 220V219H51ZM156 220V219H155ZM158 220V219H157ZM161 220V219H160ZM165 220V219H164ZM169 220V219H168ZM190 222H192V224H194V227H193V229H191V234H188L189 232H187L188 230L186 229V228H188V222L189 221ZM87 221V222H88ZM121 221V220H120ZM123 221H125V220H123ZM130 221H132V220H130ZM153 221H154V219H153ZM152 221V219H151V222H153ZM60 222V221H59ZM101 222V221H100ZM134 222V221H133ZM165 222V221H164ZM174 222V221H173ZM95 223H97V222H95ZM104 223H107V222H104ZM112 223V222H111ZM116 223V222H115ZM117 223H118V221H117ZM123 223V222H122ZM140 223V222H139ZM144 223V222H143ZM146 223V222H145ZM144 223V224H145ZM53 224V223H52ZM56 224H58V222L56 223ZM91 224V223H90ZM93 224V223H92ZM108 224V223H107ZM119 224V223H118ZM117 224V225H118ZM121 224V223H120ZM129 224V223H128ZM132 224V223H131ZM134 224V223H133ZM161 224V223H160ZM174 224V223H173ZM178 224V223H177ZM191 224V223H190ZM216 224V225H215ZM61 225V224H60ZM103 225V224H102ZM110 225H112V224H110ZM137 225V224H136ZM140 225V224H139ZM151 225V224H150ZM167 225V224H166ZM170 225H172V224H170ZM188 225V226H187ZM223 225V224H222ZM50 226V225H49ZM53 226V225H52ZM64 226V225H63ZM74 226V225H73ZM101 226V225H100ZM126 226V225H125ZM125 226H124V228H125ZM159 226V225H158ZM169 226V225H168ZM167 226V227H168ZM10 227V226H9ZM70 227V226H69ZM95 227V226H94ZM127 227V226H126ZM137 227V226H136ZM171 227V226H170ZM190 227V226H189ZM84 228V227H83ZM83 228H82V230H83ZM89 228V227H88ZM110 228V227H109ZM119 228H121V227H119ZM128 228V227H127ZM132 228V227H131ZM153 228H154V226H153ZM176 228V227H175ZM7 229V228H6ZM20 229V230H21ZM81 229V228H80ZM79 229V230H80ZM85 229V228H84ZM92 229V228H91ZM98 229V228H97ZM106 229V228H105ZM126 229V228H125ZM128 229H130V228H128ZM127 229V230H128ZM134 229V228H133ZM133 229H131V230H133ZM143 229V228H142ZM168 229V228H167ZM173 229V228H172ZM1 230V229H0ZM15 230V229H14ZM17 230V229H16ZM56 230V229H55ZM85 230H87V229H85ZM84 230V231H85ZM95 230V229H94ZM112 230V229H111ZM116 230V229H115ZM119 230V229H118ZM126 230V231H127ZM135 230V229H134ZM149 230V229H148ZM154 230V229H153ZM163 230V229H162ZM169 230V229H168ZM205 230V231H204ZM12 231V230H11ZM54 231V230H53ZM58 231V230H57ZM78 231V230H77ZM23 232V233H24ZM63 232V231H62ZM86 232V231H85ZM113 232H114V230H113ZM117 232V231H116ZM124 232H125V230H124ZM164 232V231H163ZM171 232V231H170ZM176 232V231H175ZM10 233V232H9ZM25 233L23 234L24 236H25ZM55 233V232H54ZM71 233V232H70ZM76 233V232H75ZM112 233V232H111ZM137 233V232H136ZM139 233V232H138ZM137 233V234H138ZM159 233V232H158ZM172 233H173V231H172ZM14 234V233H13ZM67 234V233H66ZM93 234V233H92ZM131 234H133V233H131ZM20 235V234H19ZM55 235V234H54ZM76 235V234H75ZM74 235V236H75ZM80 235V234H79ZM84 235V234H83ZM126 235V234H125ZM136 235V234H135ZM160 235V234H159ZM163 235H164V233H163ZM170 235V234H169ZM173 235V234H172ZM172 235H171V237H172ZM69 237V235H66L65 236V239H67L66 237ZM86 236V235H85ZM89 236V235H88ZM95 236V235H94ZM104 236V235H103ZM127 236V235H126ZM154 236V235H153ZM148 231H144V229H143V231H140V233L138 234V236L136 235V237H138V239L141 241L140 243H142V241H143V243L145 242V243H147V245L149 244V246H145V247H147V249H150L149 247H150V245L151 244H155V242L157 241V240H155L154 239V237H153ZM165 236V235H164ZM177 236V235H176ZM19 237V236H18ZM53 237V236H52ZM81 237V236H80ZM92 237V239H93V236H91ZM105 237V236H104ZM103 237V238H104ZM156 237H157V235H156ZM194 237H197L196 239L194 238ZM86 238V237H85ZM96 238V237H95ZM98 238H100V237H98ZM119 238V237H118ZM123 238H124V236H123ZM160 238V237H159ZM193 238H194V240L195 241H193ZM50 239V238H49ZM71 239V238H70ZM81 239V238H80ZM91 239V240H92ZM97 239V238H96ZM100 239H102V238H100ZM109 239V238H108ZM162 239V238H161ZM164 239V238H163ZM73 240H75L74 238H73ZM120 240V239H119ZM119 240H118V242H119ZM135 240V239H134ZM20 241V240H19ZM49 241V240H48ZM68 241V240H67ZM81 241V240H80ZM112 241V240H111ZM115 241H117V240H115ZM160 241V240H159ZM50 242H51V240H50ZM49 242V243H50ZM101 242V241H100ZM107 242H109V241H107ZM138 242V241H137ZM158 242V241H157ZM20 243V242H19ZM19 243H17L15 240H14V238L12 237V236H9L8 234H6V233H3L2 235L0 234V264H18V262L20 263L21 261H23V260H26V259H28L27 258V254H25V255H23V253H21V254H18L17 252L20 250V252H21V248H22V251H24V248H23V246L27 243H25V244H23V246L21 245V244H19ZM24 243V242H23ZM48 243V242H47ZM81 243V242H80ZM140 243H138V244H140ZM175 243H176V241H175ZM75 244V243H74ZM87 244V243H86ZM89 245H90V243H88ZM97 244V243H96ZM131 244V243H130ZM133 244V243H132ZM162 244V245H161ZM27 245H28V243H27ZM26 245V246H27ZM30 245H28V246H30ZM79 245H81V244H79ZM94 245V244H93ZM117 245H119V244H117ZM157 245V244H156ZM99 246V245H98ZM102 246V245H101ZM106 246H107V244H106ZM109 246V245H108ZM115 246H116V244H115ZM121 246H122V244H121ZM32 247H30V248H32ZM70 247V248H69ZM76 247H78L77 245H76ZM85 247H87L88 248V245L87 246H85ZM91 247H92V244H91ZM90 247V248H91ZM130 247V246H129ZM136 247V246H135ZM152 247V246H151ZM154 247V246H153ZM161 247H158V248H160V249H162ZM29 248V247H28ZM89 248V249H90ZM98 248V247H97ZM108 248L109 247H105V249H107L108 250ZM112 248H114V247H111V249ZM118 248V247H117ZM142 248V247H141ZM158 248L156 249H154V251L155 250H158ZM226 248H228V252L229 251H231V253H232V255L230 256V255H228L229 257L227 258H225V256H223V255H221L220 253H222V252H217L219 249H221V251H225V249ZM76 249H78V248H76ZM86 249V248H85ZM84 249V250H85ZM91 249H94L93 247L91 248ZM99 249V248H98ZM111 249L109 248V250L111 251ZM159 249V250H160ZM191 250V253L190 252H188V253H190L192 256L190 257V258H186L185 257V260L183 261L182 259H183V257H182V259L181 258H179V256L181 257V255L183 254V255H186V252L188 251V250ZM223 249V250H222ZM26 250V249H25ZM28 250V249H27ZM36 250V251H37ZM72 250V249H71ZM88 249H86V251H87ZM133 250V249H132ZM135 250V249H134ZM139 250L140 249H138V252H139ZM189 250V251H190ZM77 251V250H76ZM92 251V250H91ZM98 251V250H97ZM143 251H144V249H143ZM150 252H152L151 250H149ZM148 251V252H149ZM220 251V250H219ZM223 251V252H224ZM19 252V253H20ZM30 251H28V253H29ZM75 252V251H74ZM78 252V251H77ZM76 252V253H77ZM93 252V251H92ZM96 252V251H95ZM99 252V251H98ZM115 252V251H114ZM134 252V251H133ZM144 252H147V251H144ZM144 252H143V254H144ZM215 252V253H214ZM27 253V252H26ZM31 253V252H30ZM33 253V252H32ZM31 253V254H32ZM84 253V252H83ZM142 253V252H141ZM158 253V252H157ZM36 254V253H35ZM45 254V253H44ZM67 254H70V252L69 253H67ZM78 254H80V253H78ZM108 254H109V252H108ZM142 254V255H143ZM146 254L147 253H145L144 254V256H142L143 257V259H142V261H135V259H134V261H132V262H130V263H128V261L127 260H125L126 258L124 257V255H122V254H118V255H113V256H115L114 257V259H113V261H109L108 263H104V264H148V262H149V260H151L152 258L150 257V256H153V254L151 253H148V254H150V256L148 255V256H146ZM222 254H224V253H222ZM37 255V254H36ZM41 255V254H40ZM43 255V254H42ZM75 255V254H74ZM81 255H83V254H81ZM84 255H86V254H84ZM90 256H91V254H89ZM94 255V254H93ZM92 255V256H93ZM97 254H95V256H96ZM105 255V254H104ZM131 255V254H130ZM137 255V254H136ZM182 255V256H183ZM188 255V254H187ZM91 256V257H92ZM94 256V257H95ZM98 256H100V255H98ZM102 257H103V254L101 255ZM109 256V255H108ZM110 256H112V255H110ZM139 256V255H138ZM176 256H178V259H181V260H178L177 259V257ZM37 257V256H36ZM38 257H39V255H38ZM46 257V256H45ZM71 257V256H70ZM86 257V256H85ZM97 257V256H96ZM107 257V256H106ZM105 257V258H106ZM127 257V256H126ZM131 257H133V256H131ZM141 257V258H142ZM59 258H57V259H59ZM76 257H74L73 259H75ZM78 258V257H77ZM79 258H80V255H79ZM87 258V257H86ZM104 258V259H105ZM128 258V257H127ZM151 258V259H150ZM158 258H159V256H158ZM50 259V258H49ZM52 259V258H51ZM64 259V258H63ZM67 259V258H66ZM83 259V258H82ZM97 259V258H96ZM103 259V260H104ZM111 259V258H110ZM153 259H157L156 257H154ZM36 260V259H35ZM68 260H70V259H68ZM72 260V259H71ZM81 260V259H80ZM80 260L78 261V262H80ZM100 260V259H99ZM102 260V261H103ZM107 260V259H106ZM129 261H130V259H128ZM164 260H163V262H164ZM187 260V261H186ZM32 261V260H31ZM42 261V260H41ZM46 261V260H45ZM44 261V262H45ZM60 261V260H59ZM115 261V262H114ZM116 261H118V262H116ZM186 261V262H185ZM24 262V261H23ZM44 262H42V263H44ZM50 262H51V260H50ZM49 262V263H50ZM58 262V261H57ZM70 262V261H69ZM69 262H67V263H69ZM73 262V261H72ZM86 262V261H85ZM95 262V261H94ZM107 262V261H106ZM171 262V263H170ZM22 263V262H21ZM27 263V262H26ZM25 263V264H26ZM29 263V262H28ZM35 263V262H34ZM38 263H40V262H38ZM55 263V262H54ZM63 263V262H62ZM65 263V262H64ZM96 263H98V262H96ZM103 263V262H102ZM157 263V262H156ZM160 262H158V264H159ZM162 263V262H161ZM29 264H31V263H29ZM32 264H33V262H32ZM46 264H47V262H46ZM50 264H53V263H50ZM57 264V263H56ZM66 264V263H65ZM80 264V263H79ZM164 264V263H163Z\"/></svg>", "mask_w": 264, "mask_h": 264}]
</instances>
